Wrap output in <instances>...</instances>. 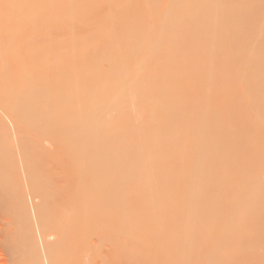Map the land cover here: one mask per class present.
Returning a JSON list of instances; mask_svg holds the SVG:
<instances>
[{"label": "rangeland", "instance_id": "obj_1", "mask_svg": "<svg viewBox=\"0 0 264 264\" xmlns=\"http://www.w3.org/2000/svg\"><path fill=\"white\" fill-rule=\"evenodd\" d=\"M4 2V3H2V2ZM7 1H9V3H10V6H9V3L7 2ZM13 1V3H11ZM18 1H19V3L21 4H19L18 3ZM21 1H22V3H21ZM29 0H0V16L2 17V15H4V18H5V21L8 19V21H10L12 18H14V16H16V13H18L19 15H17L16 16V18L18 19H15V20H11V23H13V22H16L17 21V23H13V24H15V25H17L18 23V26L19 25H21V26H24L25 25V23H24V21H25V17H26V15H25V17L24 16H21L20 14H23V11H24V14H27V17L30 15V14H28V12H29V9L30 8H32V6L31 7H29V5H28V7H27V4H29V2H28ZM143 3H142V2ZM158 1V0H157ZM161 0H159V2H160ZM166 1L167 0H163V4L161 3V5H162V9L163 8H165L166 6H164L165 4L164 3H166ZM170 1V0H169ZM175 1V0H174ZM185 1H187V0H185ZM189 1V0H188ZM197 1V0H196ZM201 0H198V2H196V3H194L195 2V0H194V2H193V0H191V2H193L192 4H191V2H190V4H191V6H193L194 7V9L193 10H195L196 12H190V14L191 13H193L191 16H193V15H195L196 13H198L197 12V10L198 9H200V11H199V15L197 14V17L199 18L200 17V19H202V16L204 17V14H202V12L204 11V10H206L207 8H205L206 7V4H205V7H203V5H202V9L203 8H205L202 12H201V6L197 9L196 7L198 6V5H196L197 3L198 4H203L202 2H200ZM208 1V0H207ZM210 1V0H209ZM212 1V0H211ZM216 1V0H215ZM249 1L251 2V3H249ZM7 2V3H6ZM16 2V3H15ZM24 2V3H23ZM134 2H135V4H136V2H140L139 4H137V7L138 6H140V7H138V9L140 10V8H142L141 10L142 11H145L144 13H145V16H147V18H151V19H149V22H153V20H160V18L159 17H162V16H159L158 17V15H157V17L159 18H157V19H154V18H156V17H154V16H151V13L153 14L154 12H151V11H149V8L147 9L143 4H144V1L143 0H137V1H135L134 0ZM181 2H184V1H182L181 0ZM200 2V3H199ZM205 2H206V0H205ZM246 2H248V3H246ZM2 3V4H1ZM19 4L20 6H22V5H24L25 7H26V9H25V7L23 6L22 8H20V6H16L15 4ZM142 3V4H141ZM157 3V2H156ZM175 3H178V1L176 0L175 1ZM184 3H186V2H184ZM183 3V4H184ZM207 3V2H206ZM214 3V2H213ZM236 4V3H238V5L236 6V5H234V4ZM8 4V5H7ZM12 4V5H11ZM114 4V3H113ZM155 4V3H154ZM169 4V3H168ZM171 4V3H170ZM173 4H174V2H173ZM172 4V5H173ZM180 4V3H179ZM182 4V3H181ZM187 4H189V3H187ZM216 4V3H215ZM231 4H233L234 6H236V7H241V8H243L242 10H241V8H240V10L239 11H242V12H240V13H234V11H232L234 14H232L231 16H233V18H234V20H233V18L232 17H228V15L226 14V16H224L226 19H227V21H226V23L228 22V19H230L229 20V22L226 24V23H224V19H222L223 17H221L220 18V20L222 19V23H223V25L225 24V26H223L222 24H220L219 22V24L220 25H222V26H220V25H218L216 22V24L218 25L217 26V29L216 28H213V27H211L210 26V28H212L211 29V35L209 34V32H210V28H209V31H208V37H206L207 39H208V41H206L207 42V44H208V46L209 45H211L209 48L211 49V48H216V44L215 43H217L219 46H217V47H220V48H223L222 50L219 48V50H217L219 53H221L220 55L222 56H220L218 53H217V51L216 50H214L216 53L215 54H217V56H219L218 58H217V60H212L213 58H214V53L211 55L210 54V56L208 57V59L210 58V57H212V59L210 60V62H208L206 59H205V56L206 55H204V57H202L201 55V57L200 56H195V58L197 57H199V58H201L200 60H198L197 58H196V61L198 60L199 61V64H200V66H199V64H198V62L196 63V61H195V59H193L194 57H192L191 58V65H193V64H195L196 63V65H195V67H197L198 69L199 68H201V70L200 71H202V69L204 70V68L206 67V73H204L205 75L207 74V72L210 74V72H211V74L214 76L215 74H221L220 76H218V75H216V79H218L217 80V82H215L214 81V77H211L209 74H207V75H209L210 76V78L212 79V84L213 83H216V85H217V83L219 84L217 87H216V85H212L211 84V82L208 84V82H207V80H209L210 78H208V77H204L205 75L203 74V77L205 78H203V77H200L199 78V80L198 81H196V83L195 84H197V83H200L201 84V82H199L200 80L202 81L203 79L204 80H206V82H207V84L209 85V87L208 86H206V87H208V89H209V93H211L212 92V88H213V86H215L218 90H215V89H213V93H211V96L208 94L207 95V93L205 92V90H204V92H203V95L201 94V93H199V92H201V91H199L198 92V94H197V96H196V100H203L202 98H204V100L206 101V100H208L206 103H205V101L203 100V102L202 103H205V105L202 107V105L201 104H199L198 106H196V104H198V101H196L195 100V97L193 98V100L194 101H196L195 103H194V101L193 100H191L190 98H192V96H190V98H189V100H191V102H193L195 105L193 106L192 104L193 103H189V106H190V104L193 106V107H196V109L194 110L193 109V107H192V109H193V111L195 112L196 110V112L197 113H199V111L200 112H203L202 111V109H204L206 112H205V118L204 117H202L203 119H201L200 118V116L199 117H197L196 116V118L197 119H195V117L192 115V111H190V112H188L189 114H185V112H184V107H182V106H180V107H182V112L180 113V112H176V111H178V109H181V108H178V107H176V105H175V107L176 108H178V109H176L175 107H174V105L173 104H171V107L170 106H168L167 105V107H165L166 106V104H164V102H162V100H161V96L163 95L162 94V92H160L161 90L160 89H157V88H159V87H157V88H155V89H153L152 91H154V92H152L151 90V93L153 94V100H155L156 99V101H152L151 102V100L152 99H150L149 97V94H150V92H148V98H147V100L145 101V104H144V106H141L140 105V108L141 107H143V112H145V118H143V121L142 120H140V118L139 119H136L139 115V113H138V110H139V105H138V103L137 102H135V101H132V98L130 97L131 96V94H129L130 93V91H128V89H118V88H116V87H113L112 85H113V82H112V85H111V82H110V84H109V81L111 80V79H109V77H108V70L110 69L109 68V66L111 67V65H105V66H107V67H105V66H103V68L105 67V69H103V68H101V67H99V69L102 71V72H100V70H98V72L96 71V68L98 69V67H96L95 68V66H93V65H91L93 62L92 61H90L89 59H92V57L93 58H95L94 56H95V54H93V52L95 51V47L96 46H98V45H101V44H98V43H102V42H96V39L98 38L96 35H95V33H94V37L96 36V38H94V37H92V34H91V25L89 24V23H85V22H80V23H73V25H67V24H61V25H59V30H73V31H81V32H85L84 33V35H81V38H82V36L85 38V36L86 35H90V36H88L87 38H85L86 39V41H88V43L84 40V38L83 39H80V37H78V41H77V38L75 39V41H76V44H75V41H73L72 43L71 42H69L68 43V41L69 40H71L72 38H68L69 40H64L63 41V39H65V38H63L62 39V37H64V35H62L61 36V39H59V40H57V38L55 39V38H53L52 40H53V42H55L54 40H56V42H60L61 44H58V43H53L52 42V40H50L49 39V47L47 48V49H49V53L48 54H50V58H49V60H46V61H43V60H45V59H43V58H45V57H43V58H41V60H42V63L45 65V63H47V64H49L48 66H49V75H43V77L44 76H49V81H47V80H45V81H47V82H49V84L48 83H44V84H42V85H45V88L47 87V88H49L48 89V91H47V89H45L44 90V93H46L47 92V94H49V95H51V96H49V95H46V96H49L48 98H49V104H48V101H47V99L45 100V96L43 97V98H39L36 102L35 101H33L32 103H31V105H30V107H29V109L27 108L25 111H22V112H20L19 111V115H18V113L17 114H14V113H16V112H12L11 110H12V104L13 105H16L17 103H19V101H17V99L19 100V96H18V88H17V90H16V92L15 91H13L12 93H11V91H10V86L12 87V85H10L11 83V81H14V80H16L15 78H17V76H18V74H19V71H21V73L25 76V75H28L27 73H28V71L27 70H29V71H31L32 73H33V71L31 70V66H30V69L27 67V69H20L22 66H24V63L22 64L21 63V67L20 68H17L18 66L17 65H19L20 64V59L18 60V63L19 64H17L16 65V58H15V60L14 61H12V59H14L13 58V56H16V54L15 55H13L14 54V52H13V50H15V49H13V48H15V46H17L16 48H17V50H15V51H17L16 53L18 54V47L20 46L19 44L18 45H15L16 43H20L18 40L20 39V37L19 36H21L20 34L18 35V37L19 38H16L17 36H13V34H10V32L11 33H13L14 31H10L9 32V30L11 29V28H16L15 29V31L16 30H18V28L20 27H18V26H15L14 27V25L12 24V26L10 27V25H8V28L10 27V29H8V31H6V32H9V33H7L8 34V37H7V34H5L4 36H3V34H2V36H3V38H1L3 41H4V43H5V41H7L6 42V44L4 45V44H1L0 43V46L3 48V51H4V49L6 50V51H8V52H4L5 54L4 55H2V53H3V51H1V49H0V52H1V54H0V62L2 61H5L4 62V64L2 65V68H4V69H2V73H1V75H0V81H2L1 83H2V86H3V91L0 93V264H52V261L50 262V260H51V258L49 257L50 256V253H49V245H48V243H47V239H50V240H53L54 238H55V236H54V234H51L50 236H48V238L46 237V234H44V228H43V225H42V223H41V220H40V211H39V205H40V202H41V200L42 199H45L46 198V196L45 195H38V194H36L35 192H33L34 191V184H38V185H44V186H47V187H49L50 189L49 190H51V189H58V188H60L61 187V182H59V181H57V180H60L58 177L59 176H57L58 175V171H56V169L54 168V165H55V167H58V169L60 168V166H61V164L59 165V163H55V161L53 160V159H51L53 156H51V153L52 154H54V155H56L55 153H57V146H58V153L60 152V149H61V151H64L63 149L64 148H68V147H60V144L58 145L55 141L56 140H54V138H53V135L56 133V132H60L59 134L60 135H64V134H66V132L67 133H70L73 129H75L76 127H77V121H75V123H73L74 121L73 120H75V119H73V120H71V118H73L72 116H71V113L68 115H66V113L67 112H71V111H74L75 112V114H76V112L78 113V114H83V115H86V113H85V106H86V103H84V101L85 102H87L86 101V98H85V96H83V95H86L87 93H82L83 95L81 96L80 95V93L82 92H80L79 93V97H77L76 96V98H75V100H74V97L75 96H73V98L71 97V98H68L67 96H65L63 93V95L61 94V92H60V90H58L59 92H60V94H58L57 92L56 93H54V91L53 90H55V91H57V89H59V87L58 86H56L55 88H57V89H53L52 90V83L53 82H55V85H56V77H57V74L59 75V76H62V74H63V76H64V78H65V75L67 74V72H68V69L70 68V69H72V71H69V72H72L71 74H75V75H73L74 77H76V78H78L77 80L79 81L80 79H85L86 80V82H85V80H84V82H83V80H82V84H88L89 82H91L92 80V84H93V86H95L96 84H104V85H107L108 86V88H109V86H110V91H112L111 93V95H110V91L108 90V88L106 89V87L104 86V88H105V91H103L104 89H102L101 88V86H100V89L98 88L97 90H95V92L94 93H90L89 92V94L91 95L90 96V98L88 97L89 96V94H88V96L86 95V97H87V100H88V98H89V102H90V100H95L96 101V99H97V104L98 105H95L96 106V108H97V110L99 111V113H101L99 116H101L100 118H99V116L97 115V117L99 118V120H102V122L104 121V124H105V120H106V122H108L107 123V125L106 126H108V124H111L110 125V127H111V130H113V128H115V127H117V128H119L120 130L119 131H121V133H122V131L124 132V130H125V127L123 128V124H122V130H121V123H123V121H125V119L127 118V119H129L131 122H132V120H133V123L136 125V126H134V129H137V131L138 130H140L139 132H142V133H144L142 130H143V127H140L139 128V126L141 125V126H145V125H149V126H146V127H148L150 130H152V129H154V131L152 130L151 132L153 133V132H155V134H157V132H160V131H162V126L163 125H165V127H166V129L167 128H171V126L174 124H172V120L173 121H175V119H173L174 117L176 118V116H177V113L181 116V118H179V119H183V122L184 121H187L186 122V124L185 125H187V123H189L188 121H190V120H192V118L193 119H195L194 121H193V123L194 124H191L192 126H195V122H196V126L194 127V128H196L197 126L199 127V126H201L202 124H204V125H206V127H205V129L206 130H208V131H210L211 132V134L210 135H212L213 137L215 136V139L216 140H218V144H220L218 147V150L219 151H217L218 152V154H215V155H217L218 156V159L216 158V162H217V164L215 165V166H212L211 167V165L209 166H204L203 167V172L201 173V172H199L200 173V176L202 177L201 178V180H203V181H201V182H198L197 180V183L196 184H194L196 187H193L194 185H192L191 186V188L192 189H194L195 191L193 192V190H191L190 189V187L188 186V185H186V187L185 188H187L186 189V191L187 190H189L188 192H189V198H191L192 200H196L195 202L194 201H192L191 203L189 202V204H188V202H186L187 201V199L185 200V198L187 197L188 198V196H186V193H185V188H183L185 185H183V184H179L178 185V188H180V192L182 193L183 192V190H184V193H182L183 195H184V200H182V197H181V201H180V203L182 202L184 205H182V203H181V205H179V215H180V213H181V215L180 216H178V219H177V221H176V223H175V226H176V228L179 230H176V228H175V226L171 229L172 231L170 232V229H169V233H168V231H165V230H163L162 228H163V224L162 223H159V224H161V225H159L158 224V222L157 221H159L160 222V220H161V222L162 221H166L167 220V224H168V220L170 219V218H166L165 217V219H159V220H152V218H151V216L149 217V216H147L148 215V213L147 212H143V211H145L146 209H147V205H148V203L147 202H145V201H148V202H151V203H153V202H155V198L153 197L154 195L153 194H157L155 191H154V189L153 188H149V187H147V186H145V187H147V188H145L144 187V191H145V197L148 199H145L144 198V200H142L143 199V197H141V198H139L140 200H141V203H140V201H138V202H134V204H136V206L134 205V204H131V207L129 208V206L128 207H125L124 209L122 208V207H115L114 209V211L112 210V213L113 212H117V213H115V214H117L116 215V217L117 216H119V214H121L122 212H124L123 210H127V211H129V209L131 210V212H132V214H131V212L129 211V213L131 214H128V215H130L127 219L125 218L126 216H128V215H122V217H124V219H125V223H127L128 225H130V227H131V225L134 227H131V229H130V227L128 226V229H127V227H125L124 228V231L123 230H120V229H118L120 226L122 227V225H124V219L121 217V216H119V218L117 217V218H115V214L113 213V215H114V221L115 222H117V224L119 225L120 223L122 224H120L119 226L117 225V227H116V229L114 230V236H112V239L115 237V241H117L118 242V240L120 239V242H121V245H123V246H121V248L119 247V249H118V251H119V257L121 258V255H122V253H123V260L125 261V264H132L133 262V264H264V155H263V153H264V89H262V88H264V0H223V1H221V2H218L217 1V4L216 5H218L219 6V8L221 7V8H225V7H227V5H229L228 7H231ZM109 5V4H108ZM143 5V6H142ZM156 5L157 4H155V8L157 9L155 12H158V10L160 11V7H159V5H158V8L156 7ZM160 5V6H161ZM210 5H212V4H210ZM214 5V4H213ZM212 5V6H213ZM242 5V6H241ZM135 6V5H134ZM142 6V7H141ZM153 6V5H152ZM151 6V8H153ZM178 6V5H177ZM176 6V7H177ZM180 6H182V5H180ZM180 6H178V7H180ZM184 6L186 7L187 5H185L184 4ZM11 7V8H10ZM15 7V8H14ZM19 7V8H18ZM108 8H109V6H107ZM110 7H113V5H111ZM136 7V6H135ZM146 8V10H144L145 8ZM167 7H168V5H167ZM174 7H175V5H174ZM177 7V8H178ZM187 7H189V6H187ZM186 7V8H187ZM207 7H209V5L207 4ZM216 7V6H215ZM235 7V8H236ZM8 8V9H7ZM13 8L15 9V10H13ZM35 8V7H34ZM154 8V9H155ZM170 8H173V7H170ZM181 8V7H180ZM180 8H178V9H180ZM185 8V9H186ZM209 8H211V7H209ZM218 8V7H217ZM248 9V11H246V12H243V10L244 9ZM33 9V8H32ZM109 9H111V8H109ZM169 9V8H168ZM182 9H183V7H182ZM181 9V10H182ZM188 9V8H187ZM186 9V10H187ZM190 9H191V7H190ZM197 9V10H196ZM222 9V10H223ZM227 9V12H228V8H226ZM230 10H233V6H232V8H229ZM245 9V10H246ZM1 10H3V11H1ZM16 10H20L19 12H17ZM23 10V11H22ZM27 12H26V11ZM35 10H36V8H35ZM35 10H33V11H35ZM114 11H115V9H113ZM112 10V11H113ZM170 11H171V9H169ZM174 10H175V8H174ZM177 10V9H176ZM175 10V11H176ZM184 10V9H183ZM182 10V11H183ZM189 10V9H188ZM210 9H208V11H209ZM218 10V9H217ZM221 9H220V11H222ZM225 10V9H224ZM230 10H229V12H228V14H229V16H230V14H231V12H230ZM244 10V11H245ZM10 11H14V13L13 12H11L10 13ZM112 12V13H115V12ZM142 11H140L141 12V15H143L144 13L142 12ZM162 11V10H161ZM161 11L160 12H158V14L160 15L161 14ZM175 11H173V9H172V11L171 12H168L167 13V15H169V14H172V13H174ZM181 11V12H182ZM189 11H192V9L191 10H189ZM208 11H207V15H208V17H207V15L205 14V16L207 17L206 19H210L212 16V19H215L216 20V18H214V13L212 14L211 13V17L209 16V13H208ZM218 12V14L220 13L221 14V12ZM236 11H237V9H236ZM239 11H237V12H239ZM250 11V12H249ZM2 12H4L3 14H2ZM21 12V13H20ZM105 12H107V9H105ZM147 12H148V15H149V17H148V15H147ZM151 12V13H150ZM163 12V11H162ZM188 12V11H187ZM200 12H201V14H200ZM205 13H206V11H204ZM211 12V11H210ZM130 14L132 13V12H129ZM143 13V14H142ZM176 14L178 13H180V11L178 12V11H176L175 12ZM189 13V12H188ZM217 13V12H216ZM226 12H224V14H225ZM244 13V14H243ZM245 13H247V14H245ZM249 13V14H248ZM10 14V15H9ZM12 14H13V16H12ZM23 14V15H24ZM163 14V13H162ZM161 14V15H162ZM175 14V15H176ZM185 14H186V12H185ZM190 14H188V15H190ZM222 14H223V11H222ZM236 14H237V16H236ZM252 14H254V15H252ZM258 14V15H257ZM6 15L7 16H10V19L7 17V19H6ZM154 15H155V13H154ZM174 14H172V16H173ZM174 15V16H175ZM201 15V16H200ZM240 15H242V16H240ZM253 17H252V16ZM12 16V17H11ZM21 16V17H20ZM177 16H180V14L179 15H177ZM183 16V15H182ZM186 16V15H185ZM196 16V15H195ZM218 17H219V15H217ZM216 16V17H217ZM221 16H223V15H221ZM244 16V17H243ZM258 16V17H257ZM0 17V18H1ZM24 17V18H23ZM144 17V16H143ZM143 17H141L142 19H143ZM152 17H154L153 18V20H152ZM171 17V16H170ZM228 17V18H227ZM246 17V18H245ZM252 18V20L250 19V18ZM20 18H22V20L20 19ZM175 18H179V17H175ZM239 18V19H238ZM20 19V20H19ZM144 19H146V18H144ZM197 19V18H196ZM200 19H197L198 21L200 20ZM205 19V17L203 18V20L205 21L206 20ZM209 19L207 20V22H209L210 23V21H212V19L209 21ZM1 20L2 21H4V19H3V17L1 18ZM0 20V21H1ZM42 20H44V19H42ZM148 20V19H147ZM180 20V19H179ZM182 20H184V19H182ZM218 20V19H217ZM216 20V21H217ZM2 21L0 22V24H2ZM8 21H6V22H8ZM19 21V22H18ZM22 21V22H21ZM144 21V20H143ZM214 21V20H213ZM212 21V22H213ZM23 23V25L21 24V23ZM120 21H118L117 23H119ZM146 22H148V21H145V23ZM155 23H156V21H154ZM5 22H3V24H4ZM10 22H8V23H6V24H9ZM41 23H43V21L41 22ZM117 23H115L114 22V25L111 23L110 25H109V27L111 26V27H117V26H119V25H117ZM215 23L212 25V26H214V27H216L215 26ZM6 24H4L3 26H5ZM44 24V23H43ZM43 24H41L42 26H43ZM80 24V25H79ZM82 24H84V25H82ZM100 24H102V26H103V28H104V23L102 22V23H99V26H100ZM150 24V23H149ZM257 24V25H256ZM27 25V24H26ZM45 25V24H44ZM65 25V26H64ZM89 25V27H87ZM116 25V26H115ZM121 25H123L122 23H121ZM120 25V26H121ZM126 25V24H125ZM3 26H1V28L3 27ZM41 26V27H42ZM74 26V27H73ZM98 26V25H97ZM97 26H95L96 28H97ZM98 26V27H99ZM120 26L119 27H117L116 29H117V31H119V30H121L122 29V31H123V28H125V27H123V26H121V29H119L120 28ZM127 26V25H126ZM228 26V27H227ZM233 28V30H232V28ZM258 26V27H257ZM5 27H7V26H5ZM107 29L109 28L108 26H105ZM110 27V28H111ZM113 27V28H114ZM220 27V30H218V28ZM229 27H230V29H229ZM234 27H235V29H234ZM240 29V30H238V28ZM0 28V29H1ZM4 28V27H3ZM61 28V29H60ZM224 29V30H222V29ZM226 28L227 29H229L228 31L226 30ZM6 28H4L3 30H5ZM21 29L23 30V29H26V28H23V27H20V30H18V31H20L21 32ZM115 29V28H114ZM119 29V30H118ZM127 29V28H126ZM214 29H215V31H214ZM55 31L57 30L56 28L54 29ZM59 30H57L58 32H61V31H59ZM83 30V31H82ZM95 30V29H94ZM94 30H93V32H94ZM111 30H112V28H111ZM1 32H2V30H0ZM18 31L17 32H15L16 34L18 33ZM49 31V30H48ZM147 31V30H146ZM150 31H151V29H150ZM149 31V32H150ZM223 31V32H222ZM231 31H234V32H231ZM236 31V32H235ZM57 32V33H58ZM121 32V31H120ZM119 32V33H120ZM124 32V31H123ZM214 32V33H213ZM222 32V33H221ZM253 32H254V34H253ZM14 33V35H16ZM86 33H89V34H86ZM141 32H139V33H137L138 34V36H137V34L136 35H132V33H131V35H132V37L131 38H133V36H134V38H138L139 37V34H140ZM223 33H227L226 35L227 36H225ZM235 33V34H234ZM53 34H54V32H53ZM86 34V35H85ZM122 34V33H121ZM129 38H130V31H129ZM142 34V33H141ZM215 34L217 35V36H215ZM221 34V36L222 35H224L225 36V39H226V37H227V39L225 40L223 37H221L220 38V35ZM229 34V35H228ZM232 34V35H231ZM1 35V34H0ZM240 35V36H239ZM118 36V35H117ZM150 36V35H149ZM233 36V37H232ZM237 36H239L238 38H237ZM5 37V38H4ZM9 39H7V38ZM12 37H15L16 38V40L18 41H15V38H12ZM91 37V38H90ZM140 37H142V36H140ZM139 37V39H141ZM11 38L12 39H14V40H11ZM66 38H67V36H66ZM122 37H120V38H118V39H121ZM133 38V39H134ZM149 38V37H148ZM197 38V37H196ZM218 38V39H217ZM220 38V39H219ZM5 39V40H4ZM99 39H101V38H99ZM105 39H108V37L106 36V38ZM105 39H102V41H103V43H102V45H101V50H103L102 51V53L104 52V50L106 49V46H107V43L108 42H110V43H113V42H111L112 40H110L109 39V41L108 42H106V45L104 44V42L106 41ZM218 40L219 42H214V40ZM1 40V41H2ZM81 42H83V43H80V41ZM105 40V41H104ZM116 40V42H119L118 44L116 43H113L114 45H118V46H120V45H122V44H120V41L118 40L117 41V39H115ZM114 40V41H115ZM136 40V39H135ZM142 40H145L144 39V37H142ZM198 40V39H197ZM201 41H202V39H200ZM242 40V41H241ZM0 41V42H1ZM2 41V42H3ZM15 41V43H13V42ZM72 41V40H71ZM97 41H101V40H97ZM133 41V40H132ZM132 41L130 42V46H131V48H132V46H135L133 43H132ZM201 41H200V44H203V43H205V42H203V43H201ZM238 41V42H237ZM36 42V41H35ZM35 42H33V44H35ZM39 41H37L36 42V44L37 45H39V43H38ZM93 42V43H92ZM96 42V43H95ZM121 42L123 43V41H122V39H121ZM231 42V43H230ZM234 42V43H233ZM11 43V44H10ZM69 45H68V44ZM110 43H108V45L110 44ZM132 43V44H131ZM211 43H213V44H211ZM241 43V44H240ZM10 44V45H9ZM35 44V45H36ZM53 44L54 45H56V44H58V45H60V47H61V45H62V49H59V46L57 47L58 49H59V51L58 52H60V50H62L61 51V57L60 56H53V54H55L57 51H56V47H55V51L54 52H52L51 50H50V48H52L53 47ZM72 46H71V45ZM87 44V45H86ZM96 44H98V45H96ZM215 44V47H213L212 45H214ZM227 44H229V45H227ZM12 45H15L14 47L12 46ZM34 45V46H35ZM74 45H75V47H74ZM77 45V46H76ZM85 45V48L87 47V49H85V48H83V46ZM103 45H105V46H103ZM113 45V46H114ZM199 45V44H198ZM233 45V46H232ZM6 46V48L9 46V48L8 49H6V48H4V47ZM57 46V45H56ZM103 46V47H102ZM110 47H111V45H109ZM109 46L107 47V48H109ZM112 46V47H113ZM207 46V45H206ZM239 46H240V49L241 48H244L243 50L241 49H239ZM246 46V47H245ZM10 47H13V48H11V50H10ZM37 47V46H36ZM53 47V48H54ZM74 47V48H73ZM89 47H91V48H89ZM123 47V46H122ZM128 48H129V52H131V51H134V50H131L130 49V47L129 46H127ZM231 47V48H230ZM233 47V48H232ZM20 48V47H19ZM71 51L72 50V53H73V49H74V54H71V56H69V57H67V55H70V54H66L68 51V49ZM80 48V49H79ZM100 47L98 46V49H99ZM103 48V49H102ZM121 48V47H120ZM120 48L118 47L117 49H119L120 50ZM134 49H135V47H133ZM132 48V49H133ZM116 49V50H117ZM218 49V48H217ZM228 51H227V50ZM20 50V49H19ZM77 52H76V51ZM82 50H84L82 53H81V51ZM108 50V49H107ZM123 50V49H122ZM131 50V51H130ZM211 50H213V49H211ZM240 52H239V51ZM69 51V52H70ZM225 51H227V52H225ZM13 52V53H12ZM62 52H63V54H65L66 56H64L63 54H62ZM68 52V53H69ZM86 52V53H85ZM98 51L96 50V53H97ZM100 52V51H99ZM107 52L108 51H105L104 53H103V55L104 56H107L106 54H107ZM110 53H111V51H109ZM212 52V51H211ZM51 53H53L52 55H51ZM71 53V52H70ZM84 53H85V55H84ZM95 53V52H94ZM109 53V54H110ZM132 53V52H131ZM134 53V52H133ZM226 53V54H225ZM10 54V55H9ZM12 54V55H11ZM57 54V53H56ZM100 54H101V52H100ZM144 54H145V52H144ZM143 54V55H144ZM1 55H2V57H1ZM81 55V56H80ZM85 57H84V56ZM11 56H12V58H11ZM64 56V57H63ZM90 57V58H88V57ZM97 56V55H96ZM100 56V55H99ZM103 56V57H104ZM144 56H146V54L144 55ZM216 56V55H215ZM216 56V57H217ZM8 59H7V58ZM17 57V56H16ZM21 57V56H20ZM52 57V58H51ZM71 57V58H70ZM80 57H81V59H80ZM88 58V59H85V58ZM143 57V56H142ZM147 57H149V55L147 56ZM9 58H11L10 60H9ZM18 58V57H17ZM30 58V57H29ZM54 58V59H53ZM122 59H123V57H121ZM128 58V59H127ZM127 58H125V60L127 59V60H129V59H131V57H127ZM204 58V60L206 61H204V62H202L201 63V61H202V59ZM33 58H31L30 59V63H31V61H33L32 60ZM79 59V60H78ZM84 59V60H83ZM143 59H144V57H143ZM192 59H193V61H192ZM35 60H38V61H40V59L38 58L37 59V57H35V59H34V61L33 62H35ZM86 60H89L90 62H91V64L89 65V63H88V68L86 69L85 68V70H84V68L81 66V63H83V65H85V62H86ZM142 60V59H141ZM140 60V61H141ZM152 60H154L155 62H156V64H161V61H160V59L159 58H147L146 59V57H145V59L143 60V61H141V65H142V63H143V65L144 64H150L151 63V61ZM25 61H28L29 62V59L28 60H26L25 59ZM24 61V62H25ZM37 61V62H38ZM49 61V62H48ZM77 61V62H76ZM84 61V62H83ZM94 61V60H93ZM139 61V62H140ZM195 61V62H194ZM213 61V62H212ZM12 62H14L15 63V65L14 66H16V67H14L13 65H12ZM108 62V61H107ZM194 62V63H193ZM9 63V64H8ZM26 64H25V68H26V66H27V62H25ZM38 63H41V62H38ZM41 63V64H42ZM189 63V62H188ZM33 64H35V63H31V64H29V65H32L33 66ZM46 64V65H47ZM203 64V65H202ZM209 64H211V65H209ZM5 65V66H4ZM7 65H9V66H7ZM87 65V64H86ZM202 65V66H201ZM206 65V66H205ZM208 65L210 66V67H208ZM37 66H40V64L39 65H37ZM43 66V65H42ZM89 66H90V68H89ZM91 66H92V69H94V71L91 69ZM114 66V65H113ZM126 66V63L125 62H123L122 60H121V65H120V68H121V70H123L124 69V67ZM138 70H141V69H143V68H139V63H138ZM203 66H205V67H203ZM169 67V66H168ZM191 67H193V66H191ZM203 67V68H202ZM15 68H17L18 70H14ZM23 68V67H22ZM37 68H39V67H35V69H37ZM81 68V69H80ZM106 68H108V69H106ZM114 68H116V67H114ZM194 68V67H193ZM192 68V70H194ZM34 69V68H33ZM42 69L44 70L45 69V67L43 66L42 67ZM47 69V68H46ZM92 70V72H90V70ZM103 69V70H102ZM111 69H113V68H111ZM155 69H156V67H155ZM186 69V68H185ZM184 68H183V71H186ZM189 70H190V74H191V69L190 68H188ZM187 69V70H188ZM43 70H41L40 69V71H42L43 72ZM48 70V69H47ZM67 70V71H66ZM84 70V71H83ZM196 71H197V73H199V70H197V69H195ZM207 70H210V72L209 71H207ZM218 71L217 73H215V74H213L214 72L213 71ZM31 72H29L30 74H32ZM34 72H35V70H34ZM38 73V71H37V73L38 74H36V75H38V77H39V75L41 74H43V73ZM66 72V73H65ZM154 72H156V70L154 71V69H153V73ZM36 73V72H35ZM46 73V72H45ZM65 73V74H64ZM82 73H84V74H82ZM86 73V74H85ZM137 74L136 75H139V72L137 71L136 72ZM152 72H146V74L144 75V78L145 79H152V78H154V77H156V78H158V75H153V73L151 74ZM186 74H184V72H182V74L183 75H186V78H188L187 76H189L190 77V75H188L189 73L188 72H185ZM188 73V74H187ZM201 73H200V75H201ZM71 74H68V78L70 77V75ZM87 74L89 75V76H87ZM128 74H130V72L129 71H127L126 73L125 72H120V71H118L117 72V75H124L125 77H133V75H135V73H133V75H132V72H131V74H130V76L128 75ZM181 74V73H180ZM51 75H53V77H51ZM135 75V76H136ZM140 75H141V73H140ZM142 75H143V73H142ZM193 75H194V78H193ZM193 75L191 76L192 78H193V81H194V79H195V75L196 74H194V71H193ZM199 75V76H200ZM206 75V76H207ZM54 76H56L55 78H54ZM62 76V77H63ZM85 76V77H84ZM110 77H111V75H109ZM199 76H197V77H199ZM221 76H222V78H221ZM26 77V76H25ZM37 76H36V78H38ZM41 78L40 79H44L42 76H40ZM61 77V78H62ZM73 77V79L75 80L76 78H74ZM138 77V76H137ZM174 76L173 75H171V76H164V75H161L160 76V78H161V81H166L168 78H173ZM191 77L189 78V81H192V79H191ZM217 77H219V78H217ZM64 78H63V80H64ZM66 78H67V76H66ZM65 78V79H66ZM91 78V79H90ZM203 78V79H202ZM207 78V79H206ZM224 78V79H223ZM46 79V78H45ZM55 79V81H51V80H54ZM197 79V78H196ZM210 79V80H211ZM221 79H223V80H221ZM58 80V79H57ZM69 80H71L72 81V79H69ZM188 80V79H187ZM235 80V82H233ZM59 81V80H58ZM61 81V80H60ZM81 81V80H80ZM89 81V82H88ZM214 81V82H213ZM50 82H51V84H50ZM63 82V81H62ZM62 82H61V84H59L58 83V85L60 86V85H62L63 86V84H62ZM65 82V81H64ZM70 82V81H69ZM73 82H75V81H73ZM97 82V83H96ZM195 82V81H194ZM205 81H203L202 83H204ZM193 83V82H192ZM191 83V86L193 85ZM10 86H9V85ZM66 84V83H65ZM69 84V83H68ZM73 84V83H72ZM92 84L90 83L89 85H91L92 86ZM195 84H194V86H192L193 88H194V90L197 88L198 89V86H200L199 84L197 85V87L195 88ZM204 84H206V83H204ZM206 84V85H207ZM211 84V85H210ZM46 85H51V86H46ZM54 85V84H53ZM67 85V84H66ZM70 85H71V82H70ZM225 85V86H224ZM245 85V86H244ZM97 86V85H96ZM202 86L203 85H201V88H202ZM205 86V85H204ZM222 86V87H221ZM232 86V87H231ZM9 87V88H8ZM67 87V86H66ZM103 87V86H102ZM192 87H190V88H192ZM228 87V88H227ZM13 88V87H12ZM116 88V89H115ZM189 88V89H190ZM201 88H199V90H201ZM205 87H203L202 88V90L204 89ZM50 89L53 91V92H49L50 91ZM114 89V90H113ZM206 89V88H205ZM222 89V90H221ZM263 91H262V90ZM101 90V91H100ZM160 90V91H159ZM178 90H180V88L178 89ZM193 90V89H192ZM194 90H193V93H194ZM210 90H211V92H210ZM230 90V91H229ZM46 91V92H45ZM103 91V92H102ZM107 91V92H106ZM115 91V92H114ZM120 93H119V92ZM191 91V90H190ZM197 91V90H196ZM208 91V90H207ZM215 91V92H214ZM219 91H222V92H219ZM49 92V93H48ZM158 92V93H157ZM261 92V93H260ZM53 93H54V95H53ZM128 93V94H127ZM159 93H161V94H159ZM185 93V92H184ZM193 93H191V94H193ZM196 93V92H195ZM194 93V94H195ZM216 93V94H215ZM55 94H57V95H55ZM70 94V93H69ZM95 94V95H94ZM102 94V95H101ZM152 94H150V95H152ZM182 95H185V94H183V93H181ZM205 94H206V96H205ZM53 95V96H52ZM66 95H68L67 93H66ZM72 95V94H71ZM75 95V94H74ZM78 95V94H77ZM112 96V95H115L116 96V98L114 99V98H112V100L110 99L111 97L110 96ZM118 95V96H117ZM157 95H159V96H157ZM232 95V96H231ZM5 96V97H4ZM109 96V97H108ZM156 96H157V98H156ZM202 96H205L206 98H207V96H209V97H211L212 98V100H211V98L209 99H205V97H202ZM227 96H228V98H227ZM8 99H7V98ZM83 97L85 98L84 100H83ZM102 97H105V98H102ZM223 97V98H222ZM78 98V99H77ZM102 98V99H101ZM131 98V100H129ZM201 98V99H200ZM230 98V99H229ZM161 101V103H157L159 100ZM213 99H215V102H212V101H214ZM234 99V100H233ZM6 100V101H5ZM105 100V101H104ZM47 101V102H46ZM125 101V102H124ZM128 101H129V103H128ZM159 101V102H160ZM199 101V102H200ZM211 101V103L209 104V102ZM80 102V103H79ZM83 102V103H82ZM146 102H147V104H146ZM200 102V103H201ZM8 103V104H7ZM67 103V104H66ZM133 103V104H132ZM136 103H137V106H136ZM151 103H152V105H151ZM214 103V104H213ZM65 104V105H64ZM73 104H75V106L73 105ZM84 104H85V106H84ZM154 104V105H153ZM187 103H185L184 105H186ZM11 105V106H10ZM48 106L50 109H52L53 111V113H54V110L57 108V107H59L58 109H60V108H62L60 105H63V106H69L68 108V110H71V111H67V107H66V109H65V111L64 112H66L65 114H64V116H62V118L61 119H63V120H57L59 117H57V119H56V116L57 115H59V114H61V113H59V114H56L55 113V115L56 116H53L54 114L53 113H51V117H49V119H48V122H45V124L44 123H42L41 124V120L39 121L38 120V118H36L35 119V117L37 116V115H35L36 113L38 114V113H40V111L42 110V108H45V106ZM114 105V106H113ZM127 105V106H126ZM131 105V106H130ZM157 105V106H156ZM179 105V104H178ZM180 105H183V104H180ZM183 105V106H184ZM201 105V106H200ZM46 106V107H47ZM74 107V108H71V107ZM123 106V107H122ZM188 105L186 106V108L188 107V108H190L191 109V107H189ZM202 107V109H197V107L198 108H200V107ZM7 107H9L10 109H8ZM53 107H56L55 109H53ZM78 107V108H77ZM126 107L128 108V110L126 109ZM132 107H134V108H132ZM173 107H174V109H176V110H174L173 109ZM71 108V109H70ZM150 108H151V110H150ZM170 108H172L174 111H173V114H172V111H170ZM101 109V110H100ZM108 109V110H107ZM138 109V110H137ZM152 109H153V111H152ZM171 109V110H172ZM92 110H94V107H93V109ZM113 110V111H112ZM163 112H162V111ZM8 111V112H7ZM28 111V112H27ZM79 111H82V112H79ZM98 111H97V114H99L98 113ZM105 111V112H104ZM118 111V112H117ZM151 111L153 112V113H151ZM158 111H160V112H158ZM169 111V112H168ZM214 111V112H213ZM261 111V112H260ZM23 112H25V113H23ZM57 112V111H56ZM93 112H96V110L95 111H93ZM113 112V113H112ZM135 112V113H134ZM155 112H157V113H155ZM171 112V113H170ZM175 112V113H174ZM193 112V113H194ZM195 112V113H196ZM21 113V114H20ZM22 113H23V115H22ZM122 113V114H121ZM184 113V114H183ZM13 114V115H12ZM25 114H26V118H25ZM27 114H29L28 116L30 117V119H29V117H27ZM34 115V116H32V115ZM90 114V113H89ZM96 113H91L90 114V116L92 115V118H95V115ZM109 114H111V115H109ZM124 114V115H123ZM131 114V115H130ZM144 114V113H143ZM158 114V115H157ZM174 114H176V115H174ZM182 114V115H181ZM17 117H16V116ZM31 115V116H30ZM73 115V114H72ZM93 115H95L94 117H93ZM106 115V116H105ZM120 115V116H119ZM187 115V116H186ZM194 115H197V114H194ZM200 115H202V114H200ZM210 115V116H209ZM14 116V117H13ZM23 116H24V118H23ZM68 116V117H67ZM113 116V117H112ZM116 118H115V117ZM130 116H131V118H130ZM133 116V117H132ZM158 116V117H157ZM174 116V117H173ZM179 116V117H180ZM203 116V115H202ZM4 117V118H3ZM22 117V118H21ZM32 117V118H31ZM54 117V118H53ZM61 117V116H60ZM65 117V118H64ZM95 118V119H93V123H94V125L92 124V126H93V129H94V131H95V133H97V135L98 136H100V137H104V139L105 140H107V138H109L110 139V137H111V133L112 132H109V130L107 131V130H105V128H103V123L102 124H100V123H98V118ZM107 117V118H106ZM110 117V118H109ZM122 118V119H120V118ZM126 117V118H125ZM173 117V118H172ZM188 117V118H187ZM16 118H19V120L21 121V119H24L25 121H27V119H28V121L25 123V122H20V121H17L16 120ZM34 118V119H33ZM70 118V119H69ZM114 118V119H113ZM123 118H125V119H123ZM65 119H66V121H65ZM68 119V120H67ZM115 119H117L116 121L117 122H115ZM135 119V120H134ZM146 119V120H145ZM189 119V120H188ZM2 120H3V122H2ZM50 120H52V121H50ZM97 120V121H96ZM110 120H111V122H110ZM114 120V121H113ZM140 120V121H139ZM17 121V122H16ZM61 121H64L63 123H61ZM119 121V122H118ZM128 121V120H127ZM126 121V122H127ZM243 122V123H241V122ZM21 123V125L20 124H18V123ZM40 122V123H39ZM44 122V121H43ZM112 122H113V124H112ZM146 124H145V123ZM202 123V124H200V123ZM24 123V124H23ZM65 123V124H64ZM70 123H72V124H70ZM117 123L118 124H120V125H117ZM197 123H199V124H197ZM27 124V125H26ZM38 124V125H37ZM62 124H64V125H61ZM127 125L129 124V123H126ZM125 123H124V126H127ZM131 124V123H130ZM129 124V125H130ZM143 124V125H142ZM145 124V125H144ZM151 124V125H150ZM161 126H160V125ZM171 124V125H170ZM190 124V123H189ZM188 124V125H189ZM237 124V125H236ZM244 124V125H243ZM25 125V126H24ZM36 125H37V127H36ZM40 125V127H38ZM116 125V126H115ZM133 125V124H132ZM190 125V126H191ZM204 125H202L203 127H204ZM240 125V126H239ZM28 126V127H27ZM48 126V127H47ZM65 126V127H64ZM105 126V127H106ZM27 127V128H26ZM47 127V128H46ZM74 127V128H73ZM137 127V128H136ZM160 127V131H158L157 130V128H159ZM210 129H209V128ZM8 128V129H7ZM24 130H23V129ZM70 128H73V129H70ZM106 128H109V127H106ZM117 128H115L116 130H117ZM128 128V127H127ZM130 128V127H129ZM132 128H133V126H132ZM145 128V127H144ZM148 128H146V129H144V131H146ZM200 128V127H199ZM241 128V129H240ZM149 129L147 130V131H149ZM155 129L157 130V132L155 131ZM197 129V128H196ZM204 129V128H203ZM235 129V130H234ZM244 129V130H243ZM242 130V131H241ZM114 131V130H113ZM128 131V130H127ZM238 131V132H237ZM136 132V131H135ZM53 133V134H52ZM64 133V134H63ZM121 133H119L120 135H121ZM147 132H145L144 134H146ZM148 133H150V132H148ZM147 133V134H148ZM261 133V134H260ZM48 134H51V135H48ZM57 134V133H56ZM89 134V133H88ZM124 134V136H126V134H128L127 132H124L123 133ZM138 134H140V133H138ZM144 134H140V135H144ZM154 134V133H153ZM159 134V133H158ZM117 136H120V135H118V134H116ZM161 135V134H160ZM183 135V134H182ZM182 135H181V137H182ZM240 135V136H239ZM49 136H51V137H49ZM113 136L114 135H112V138H113ZM117 136L115 137V140H116V138H117ZM145 136V135H144ZM185 135H183V137H184ZM186 137V136H185ZM33 138V139H32ZM39 138L41 139V141L39 140ZM44 138H46V139H44ZM111 138V139H112ZM258 138V139H257ZM30 139H32V140H30ZM35 139V140H34ZM48 139V140H47ZM49 139H51L50 141H49ZM109 139L107 140V141H109ZM261 139V140H260ZM27 140H28V142H30V143H28L27 142ZM45 140V141H44ZM112 140H114V139H112ZM111 140V141H112ZM114 140V141H115ZM31 141H37L36 143H34V142H31ZM53 141V142H52ZM110 141V142H111ZM120 141V140H119ZM39 142H40V144H39ZM115 142H117V140L115 141ZM26 143H28L27 145H29V144H34V145H29V147H34V150L32 151V152H35L36 154H37V152H36V150H37V148L38 147H44L43 148V150H41L40 148H38V150L37 151H39L38 152V154H40V153H44V152H46V151H49L48 153H49V157H51V158H49V173H43V172H41V171H39L37 168H34V167H32L31 166V161L30 160H26V159H24V158H27V156H28V153L29 152H27V151H25V146L24 145H26ZM45 143V144H44ZM55 143L57 144L56 146H55ZM112 143V142H111ZM119 143V142H118ZM36 144H38L37 146H36ZM113 144H114V142H113ZM231 144H233V145H231ZM26 145V146H27ZM40 145H42V146H40ZM54 147H53V146ZM115 145V147H116V143L114 144ZM118 145V144H117ZM236 145V146H235ZM241 147V149H240V151H238L237 149L239 148V146ZM23 146H24V149H23ZM61 146H63V145H61ZM221 146V147H220ZM237 148H235V147ZM33 147H32V149H33ZM36 147V148H35ZM114 147V148H115ZM118 147H119V145H118ZM118 147H116L115 149L117 150V148ZM232 147L234 148V149H232ZM254 147H257V149L255 148V149H253ZM28 148V147H27ZM48 148V149H47ZM51 148V149H50ZM56 148V149H55ZM60 148V149H59ZM71 148H73V151H75V148L74 147H71ZM69 149H70V147H69ZM147 149V148H146ZM220 149H221V151H220ZM236 149V151L238 152H236V151H234ZM243 149V150H242ZM259 149V150H258ZM40 150L42 151V152H40ZM50 150H51V152H50ZM143 150V149H142ZM148 150V149H147ZM231 150H233V151H231ZM248 150V151H247ZM261 150V151H260ZM30 151V152H31ZM44 151V152H43ZM55 152V153H53V152ZM66 151H68V150H66ZM112 151H113V149H112ZM26 152V153H25ZM31 152V153H32ZM143 152V151H142ZM158 153H159V151H157ZM208 153V152H212V151H200V153H202V154H205V153ZM214 152V151H213ZM243 152V153H242ZM35 153H33V154H31V155H36ZM146 153H153V154H155L156 153V151H154V152H148V151H146V150H144V153H141V155L143 154H146ZM158 153H156L157 155H159ZM161 153H162V151H161ZM216 153V152H215ZM259 153L261 154V155H259ZM27 156H26V155ZM37 154V155H38ZM110 155L112 154V153H109ZM115 154V153H114ZM114 154L113 155H111V156H114ZM148 154H146V155H148ZM244 154V155H243ZM110 155L108 156V159L110 158L111 159V157H110ZM214 155V156H215ZM235 155V156H234ZM26 156V157H25ZM233 156V157H232ZM35 156H33V158H34ZM144 157H146L145 155H144ZM243 157V158H242ZM54 158V157H53ZM231 162V163H230ZM34 163V162H33ZM263 163V164H262ZM35 164H36V159H35ZM112 163L110 162V164H108L107 166L109 167V168H111V166H113V168H114V163H113V165H111ZM228 164V165H227ZM221 165V166H220ZM221 168V169H220ZM55 169V170H54ZM209 169V170H208ZM93 171V170H92ZM89 172V177H88V179L90 178V180H93V181H95V183H97V181L95 180V177H96V174L98 173V171L97 170H94L93 172ZM18 172H19V174H18ZM100 172H102V171H100ZM100 172H99V174H100ZM209 172V173H208ZM94 173V174H93ZM206 173V174H205ZM211 173V174H210ZM229 173V174H228ZM241 173V174H240ZM93 174V175H92ZM103 174V173H102ZM101 175V174H100ZM91 176V177H90ZM104 176V175H103ZM213 176V177H212ZM216 178H215V177ZM223 176V177H222ZM226 176V177H225ZM231 176V177H230ZM92 177H94L93 179H92ZM97 177H99V176H97ZM204 177V178H203ZM208 177H209V179H208ZM246 177V178H245ZM64 178V177H63ZM101 178H102V175H101ZM211 178V179H210ZM223 178V179H222ZM223 181H222V180ZM234 179V180H233ZM206 180V181H205ZM235 182H233V181ZM69 182H70V180H68ZM213 181H214V183H213ZM202 182L204 183V184H202ZM208 182V183H207ZM219 182V183H218ZM220 182H222V183H220ZM246 182H249L248 184L246 183ZM210 183V184H209ZM239 183V184H238ZM202 184V185H201ZM216 184V185H215ZM59 185V186H58ZM129 185V184H128ZM181 185V186H180ZM201 185V186H200ZM218 185V186H217ZM248 185H249V187H248ZM121 186H125V188L127 187L126 185H120V187L118 188L119 190H118V192L120 191V188L122 189V187ZM188 186V187H187ZM214 186H215V188H214ZM58 187V188H57ZM236 187H237V189H236ZM251 187V188H250ZM80 188V187H79ZM78 188V194L81 196V200L84 202H86V196L83 194V193H85V190H84V188H82L81 187V189H83V190H81V189H79ZM125 188H123L122 190H124ZM200 188V189H199ZM222 188V189H221ZM146 189L147 190H149V191H151L152 190V192H154L153 194H150V193H147V191H146ZM209 189V190H208ZM211 190V191H210ZM215 190V191H214ZM134 191V190H133ZM144 191H142V194H144ZM148 191V192H149ZM223 191V192H222ZM226 191V192H225ZM238 191V192H237ZM249 191V192H248ZM76 192V193H77ZM82 192V193H81ZM121 193H122V191H120ZM197 192H198V194H197ZM201 192V193H200ZM207 192V193H206ZM211 192V193H210ZM215 192V193H214ZM247 192V193H246ZM120 193V194H121ZM147 193V194H146ZM194 193L196 194V195H194ZM218 193H220V195H218ZM223 193V194H222ZM65 193H63V195H64ZM141 194V195H142ZM214 194V195H213ZM36 195V196H35ZM37 195H38V197H37ZM149 195H152V199H151V197H149ZM191 195H193V196H191ZM42 196H44V197H42ZM85 196V197H84ZM186 196V197H185ZM217 196V197H216ZM25 197H26V199H25ZM40 197V198H39ZM42 197V198H41ZM211 197V198H210ZM250 197V198H249ZM84 198V199H83ZM188 198V199H189ZM201 201V204H200V202H199V200ZM203 199V200H202ZM50 201H49V203H50V205H53V206H56L57 208H58V206H59V203L58 202H56V200L55 199H49ZM53 200V201H52ZM249 200V201H248ZM40 201V202H39ZM134 201V200H133ZM144 201V202H143ZM189 201V200H188ZM229 201V202H228ZM248 201V202H247ZM250 201L252 202V203H250ZM187 204H186V203ZM199 203V205L197 204V203ZM223 202H225V203H223ZM227 202V203H226ZM244 202V203H243ZM56 203V204H55ZM133 203V202H132ZM139 203V204H138ZM144 203H146V205H144ZM195 203V204H194ZM237 203V204H236ZM246 203V205H244ZM249 203V204H248ZM143 206H142V205ZM193 204V205H192ZM225 204V205H224ZM230 204V205H229ZM232 204V205H231ZM233 204H234V206H233ZM134 206V209H136V210H132V207ZM139 205H141L140 207H138ZM187 205H189L188 207H186ZM195 205V207L196 206H199V207H197L196 209L194 208V207H192V206H194ZM202 205V206H201ZM227 205V206H226ZM250 205V206H249ZM8 206V207H7ZM145 206V207H144ZM235 206H236V208H235ZM239 206V207H238ZM215 207V208H214ZM228 207V208H227ZM232 207V208H231ZM242 207V208H241ZM243 207H245V208H243ZM248 207V208H247ZM118 208H122L121 210H119ZM127 208H129V209H127ZM144 208H146L145 210H143ZM204 208V209H203ZM191 210V211H189V210ZM240 209V210H239ZM243 209V210H242ZM184 210V211H183ZM186 210H188V211H186ZM216 210V211H215ZM221 212H220V211ZM234 210H236L235 212H237V213H235L234 212ZM103 211V210H102ZM181 211H183V213L181 212ZM195 211L197 212V213H195ZM207 211V212H206ZM77 212V214H79L80 212L79 211H76ZM79 212V213H78ZM206 212V213H205ZM217 213V215H216V213ZM240 212H241V214H240ZM35 213V214H34ZM119 213V214H118ZM133 213L136 215L135 217H133L134 215H133ZM227 213V214H226ZM143 214H144V216H143ZM184 214V215H183ZM232 214H233V216H232ZM35 215V216H34ZM38 217H37V216ZM80 215H82V212L80 213ZM112 215V216H113ZM141 215L144 217V220L145 221H143L144 223H143V225L144 226H146L147 224H146V222L148 223V225H147V227H140V226H142V221H141V223H140V217H141ZM183 215V217H181ZM194 217H193V216ZM196 215V216H195ZM221 215H223V216H221ZM237 215V216H236ZM29 216V217H28ZM34 216V217H33ZM112 216H111V218H112ZM217 216V217H216ZM133 217V218H132ZM136 217H138V219H137V221L134 223L133 221H135L136 220ZM143 217H142V219H143ZM179 217H181V218H179ZM192 217V218H191ZM210 217V218H209ZM233 219H232V218ZM31 218V219H30ZM121 218V219H120ZM145 218H147V220L145 219ZM207 218V219H206ZM223 218V219H222ZM116 219H118V220H116ZM123 219V220H122ZM130 219H134V220H130ZM141 219V220H142ZM151 221H150V220ZM182 219V220H181ZM232 219V220H231ZM126 220L128 221H131V222H133V224L132 223H129V221L128 222H126ZM191 220V221H190ZM261 220V221H260ZM122 221H123V223H122ZM149 221V222H148ZM152 221H155V223H154V227H155V230H154V228H152ZM171 221V220H170ZM207 221V222H206ZM212 221V222H211ZM218 221V222H217ZM230 221H234V222H230ZM257 221V222H256ZM157 222V223H156ZM196 222V223H195ZM226 222V223H225ZM136 223H138V225H136ZM139 223H140V225H139ZM178 223V224H177ZM209 223V224H208ZM127 224H125V225H127ZM151 224V225H150ZM158 226L159 225V227H158V230L156 229V225ZM179 224H180V227L178 228V226H179ZM189 224V225H188ZM207 224V225H206ZM229 224H230V227H229ZM233 224V225H232ZM30 225V226H29ZM42 225V226H41ZM186 225V226H185ZM136 226V227H135ZM138 226V227H137ZM161 226V227H160ZM183 226L185 227V228H183ZM192 228H191V227ZM139 227H140V229H139ZM151 227V228H150ZM205 227V228H204ZM233 227V228H232ZM35 230H37L38 232H39V234L38 235H32V233L31 232H33L34 231V229ZM142 228H144L143 230H142ZM159 228H161L160 230H159ZM175 228V229H174ZM181 228V229H180ZM201 228V229H200ZM227 228V229H226ZM230 228V229H229ZM31 229V230H30ZM122 229H123V227H122ZM127 229V230H126ZM134 229H136V230H134ZM149 231H148V230ZM153 229V230H152ZM184 229V230H183ZM117 230V231H116ZM128 233H132L133 231L135 232V235H133L134 234V232L132 233V237L128 234V236L126 235V237L125 236H121V232H122V234L124 235V234H127V232ZM132 230V231H131ZM138 230H141V233L138 231ZM147 230V231H146ZM150 230H152V232L153 231H155V233H156V235H155V233L153 232V233H151V231ZM156 230L158 231V232H156ZM161 230H163V231H161ZM205 230V231H204ZM236 230H239V231H236ZM118 231H120L119 232V234H117V232ZM143 231V232H142ZM165 231V232H164ZM174 231V232H173ZM184 231V232H183ZM186 231H187V233H186ZM201 231V232H200ZM203 231V232H202ZM207 231V232H206ZM221 231V232H220ZM229 231L231 232V234L229 233ZM236 231V232H235ZM124 232V233H123ZM137 232V233H136ZM148 235V233L150 234L148 237L146 236V234ZM148 232V233H147ZM161 232H163V233H161ZM220 232V233H219ZM235 232V233H234ZM139 233H140V235H139ZM144 233V234H143ZM166 234V236L167 235H169L168 237H166V236H164L165 234ZM168 233V234H167ZM182 233V234H181ZM185 233V234H184ZM227 233V234H226ZM160 236H159V235ZM173 234V235H172ZM178 234V235H177ZM223 234V235H222ZM45 235V236H44ZM53 235V237H51ZM118 237H116V236ZM121 236V238H123V239H121L120 238V236ZM145 235V237H143ZM163 235V236H162ZM172 235V236H171ZM203 235V236H202ZM218 235V236H217ZM228 235V236H227ZM234 235V236H233ZM236 235V236H235ZM240 235V236H239ZM37 236V237H36ZM130 236V238L129 239H131V242H130V245L133 243V245H126V243H125V240L128 238ZM137 236H138V238H137ZM140 236H142L143 238H141ZM153 236H155L156 238H158V239H163V240H165L166 241V243H165V241H164V243H163V240H162V242H158L159 240L157 239L156 240V238H154ZM179 236V237H178ZM230 236V237H229ZM237 236H239V238L237 237ZM51 237V238H50ZM165 239H164V238ZM170 237H172V238H170ZM218 237V238H217ZM226 237V238H225ZM44 238H46V240L44 239ZM124 238H125V240H124ZM147 238H150V240H148ZM153 238V239H152ZM133 239H138V240H134L133 241ZM147 241H146V240ZM171 239H173V240H171ZM186 239V240H185ZM197 239V240H196ZM122 240L124 241V242H122ZM139 240H141V241H139ZM143 240V241H142ZM152 240V241H151ZM153 240H155V241H153ZM167 240H169V241H167ZM177 240V241H176ZM192 240V241H191ZM200 240V241H199ZM43 241V242H42ZM139 241V242H138ZM145 241V242H144ZM179 241V242H178ZM194 241V242H193ZM229 241V242H228ZM235 241V242H234ZM36 242H38V243H36ZM40 242V243H39ZM120 242H118L119 244H120ZM127 242V241H126ZM138 243V245H137V243ZM141 242V244H139ZM170 242V243H169ZM193 242V243H192ZM225 242V243H224ZM227 242V243H226ZM233 242V243H232ZM123 243V244H122ZM135 243V244H134ZM149 243V244H148ZM230 243V244H229ZM16 244H18V245H16ZM47 244V245H46ZM145 245V247H144V245ZM160 244V245H159ZM164 244V245H163ZM213 244H214V246H213ZM226 244V245H225ZM228 244V245H227ZM237 244V245H236ZM136 245V247H134ZM235 245V246H234ZM40 246V247H39ZM134 248H133V247ZM234 248H233V247ZM125 247V249H123V250H121L122 248H124ZM127 247H129L128 249H127ZM190 247V248H189ZM18 249V250H16V249ZM193 248V249H192ZM232 248V249H231ZM131 249H133L134 250V253L132 252L133 250H131ZM234 249V250H233ZM41 250V251H40ZM48 250V251H47ZM126 250V251H125ZM131 250V251H130ZM120 251H122V252H120ZM131 252V253H129L128 254V258H126L127 257V253L128 252ZM225 252H227V253H225ZM212 253V254H211ZM222 253V254H221ZM232 253V254H231ZM124 254H126V255H124ZM49 255V256H48ZM129 255H131V256H129ZM222 257V258H221ZM118 259L119 260V262H117V264H124L123 263V261L121 260V259ZM227 258V259H226ZM250 258H251V260H250ZM131 259V260H130ZM225 259V260H224ZM118 260H116V261H118ZM187 260V261H186ZM122 261V262H121ZM218 262V263H217Z\"/></svg>", "mask_w": 264, "mask_h": 264}, {"label": "bare ground", "instance_id": "obj_2", "mask_svg": "<svg viewBox=\"0 0 264 264\" xmlns=\"http://www.w3.org/2000/svg\"><path fill=\"white\" fill-rule=\"evenodd\" d=\"M6 1V0H5ZM11 1V0H10ZM135 1H137V0H135ZM139 1V0H138ZM144 1V6L148 9L149 8V11H151V12H154L155 13V15H154V13L152 14L151 12V16H154V17H156V18H154V17H152V20H153V18L154 19H157L159 16H162V17H159L160 18V20H153V22L151 21V22H149V19H151V18H147V16H145V11H142L141 9L142 8H140V10L138 9V7H140V6H138L137 7V4H139L140 2H136V4H135V2H134V0H29L28 2H29V4H27V7H28V5H29V7H31L32 6V8H30L29 9V12H28V14H30L28 17H27V14H24V11H23V14H20L21 16H24L25 17V15H26V19H25V21H24V23H25V25L24 26H21V25H19L20 27H23V28H26V29H21V32L20 31H18V30H20V27L18 26V24L17 25H15V24H13V23H17V21L16 22H13V23H11V20L13 19V20H15V19H17L16 18V16L17 15H19L18 13H16V16H14V18H12L10 21H8V19H7V17L10 19V16H7L6 15V21H8V22H10L9 24H6V23H8V22H6L5 21V18H4V15H2V17H3V19H4V21H2L1 20V18H0V20L2 21V24H0V28H1V26H3L4 24H6L5 26H7V27H5V26H3L4 28H6L5 30H3L4 28L2 27L0 30H2V32L0 31V41L2 40L1 38H3V36L5 35V34H7V33H9L12 29V31H14L13 33H11L10 32V34H13V36H17L16 38H19L20 37V39L18 40L20 43H16L15 45H20L19 47H18V54L16 53L17 51H15V50H17V46H15V45H12L13 47L15 46V48H13V47H10V50H11V48H13V49H15V50H13V52H14V54L13 55H15L16 54V56L18 57H16V56H13V58L15 57L16 58V60H15V58L14 59H12V61H16L17 63H16V65L17 64H19L18 63V60L20 61V64L19 65H17L18 67L17 68H20L21 67V63L23 62L24 63V66H22L20 69L22 70V69H27V67L30 69V66L32 67L31 68V70L33 71V73L31 72V71H29V70H27L28 71V75H23L22 73H21V71H19V74H18V76H17V78H15L16 80H14V81H11L10 83V85H12V87L10 86V91H11V93L13 92V91H15L16 92V90H17V88H18V96H19V100L17 99V101H19V103H17L16 105H13L12 104V112L14 113V112H16V113H14V114H17L18 113V115H19V111L20 112H22V111H25L27 108L29 109V107H30V105H31V103L33 102V101H37L39 98H43L44 96V98H45V100L47 99V101H48V104H49V96H51V95H49V94H47V92L46 93H44V90L45 89H47V91H48V89L50 88L49 86H51V85H46V86H48L49 88H45V85H42V84H46V83H48L49 84V82H47V81H49V76H44L43 77V75H49V64H47V63H45V65L42 63V60L43 59H45V60H43V61H46V60H49V58H50V54H48L49 53V49H47L48 47H49V39L50 40H52L53 38H57V40H59V39H61V36L62 35H64V37H62V39L63 38H65V39H63V41L64 40H69L70 38H72L71 40H69L68 41V43L69 42H73V41H75V39L77 38V41H78V37H80V39H83L84 37L82 36V38H81V35H84V33L85 32H81V31H71V30H59V25H61V24H67V25H73V23H80V22H85V23H89L90 25H91V34H92V37H94L93 35H94V33H95V35L98 37L97 39H96V42L98 43V42H102L103 43V41H102V39H105L106 38V36L108 37V39H105L104 41V44L106 45V42H108L109 41V39L110 40H112L111 42H113V43H119V42H116V40L115 39H117V41L119 40L120 41V44H122V45H120V46H118V45H114L113 43H110V42H108V43H110L109 45H111V47L108 45V43H107V46H106V49L104 50V52L105 51H108L107 52V56H104L103 55V53H102V51L103 50H101V45H102V43H98V44H101V45H98V44H96V45H98L100 48L98 49V46H96L95 47V53L93 52V54H95V58H93L92 57V59H89L90 61H92L93 63L91 64V62L89 61V60H86V62H85V65H83V63H81V66L84 68V70H85V68L87 69L88 67V63H89V65L91 64V65H93V66H95V68L96 67H98V69L96 68V71L98 72V70H100L99 69V67H101V68H103V66H105V65H111V67L109 66V70H108V77H109V79H111L110 81H109V84H110V82H111V85H112V82H113V87H116V88H118V89H128V91H130V93L129 94H131V98H132V101H135V102H137L138 103V107H139V110H138V117L136 118V119H139L140 118V120H142L143 121V118H145V112H143V107H141L140 108V105L141 106H144V104H145V101L147 100V98L149 97L150 99H152L151 100V102L153 101H156V99L155 100H153V94L151 93V91L153 90V89H155V88H157V87H159V88H157V89H160L159 91L160 92H162V98H161V100H162V102H164V104H166V106L165 107H167V105L168 106H170L171 107V104H173L174 105V107H175V105H176V107H178V108H181V109H178V108H176V109H178V111H176V112H182V110L184 109V112H185V114H189L188 112H190V111H192V115L195 117V119H197L196 118V116L197 117H199L200 116V118L201 119H203L202 117H206L205 116V110L204 109H202V107L205 105V103L208 101V100H204V98H202L204 101H205V103H202L203 102V100H196V96H197V94H198V92L199 91H201V92H199V93H201L202 95H203V92H204V90H205V92L207 93V95L209 94L210 96H211V93H213V89H215L219 84L217 83V85H216V83H213L212 84V79L210 78V76L212 75L211 74V72H210V70H207V71H209L210 72V74L207 72V74H209V75H205L204 73H206V65L205 66H203V67H205L204 68V70L202 69V71H200L201 70V68H197V67H195V65H196V63L198 62V64H199V61L198 60H200L201 58H197L198 60L196 61V58H195V56H202V57H204V55H206L205 56V59L207 60L208 59V57L210 56V54L212 55L213 53H214V58L212 59V57H210L212 60H217V58L219 57V56H217V54H215L216 52L214 51V50H219V48L220 47H217V46H219L217 43H215L217 46H216V48H211V49H213V50H211L209 47L211 46V45H209L208 46V44H207V42L206 41H208V39L206 38V37H208V35L211 33V29L212 28H210V26L211 27H213V28H216L217 29V26L218 25H220V24H222L223 25V21H224V23H226V21H227V19L224 17V16H226V14L228 15V17L230 18V17H232L233 18V16H231L232 14H234V13H240V12H242V11H239L240 10V8L241 7H236L237 5H238V3H236V4H234V5H236V6H234L233 4H231V7H228L229 5H227V7H225L224 9L223 8H219V6L218 5H216L217 4V1L218 2H221V1H223V0H206V2H205V0H201L200 2H204L205 4H206V7H205V4L203 3V4H201L200 2V4H196V5H198L196 8L198 9L200 6V8L202 9V5H203V7H205V8H207L206 10H204L205 8H203L202 10H201V12L204 10V11H206V13L203 11L202 12V14H204V17H205V19L208 17V15H207V11H208V9H210L209 11H208V13H209V16L211 17L212 15H211V13L214 15V18H216V20L215 19H212V17L209 19V21L212 19V21H210V23L209 22H207V20L208 19H206L205 21L203 20V16H202V19H200V17L198 18L197 17V14L199 13V11H200V9H196L197 10V12L198 13H196L195 15H193V16H191L193 13H191L190 14V12H196L195 10H193L194 9V7L193 6H191V4L194 2V0H193V2H191V0H189L190 2H191V4H190V2L187 0V1H185V0H182V1H184V2H186V3H184V2H181V0H177L178 1V3H175V1L174 0H167L166 1V3H164L165 5L164 6H166L165 8H163L162 9V5H161V3L163 2V0H161L160 2H159V0L157 1V0H143ZM2 2V1H1ZM8 3H9V1H7ZM6 2V3H7ZM142 2V1H141ZM157 2V3H156ZM173 2H174V4H173ZM196 2H198V0L196 1L195 0V2L194 3H196ZM214 2V3H213ZM2 3H4V2H2ZM1 3V4H2ZM11 3H13V1L11 2ZM16 3V2H15ZM14 3V4H15ZM18 3H19V1H18ZM21 3H22V1H21ZM24 3V2H23ZM114 3V4H113ZM143 3V2H142ZM141 3V4H142ZM157 4L156 5V7L158 8V5H159V7L161 8L160 9V11H161V14L159 15L158 14V12H160L159 10H158V12H155L157 9L155 8V4ZM169 3V4H168ZM171 3V4H170ZM180 3V4H179ZM182 3V4H181ZM185 5H187V6H189V7H187L189 10H191L192 9V11H189L185 6H184V4ZM187 3H189V4H187ZM216 3V4H215ZM246 3H248V2H246ZM249 3H251L250 1H249ZM20 4V3H19ZM17 5V4H15L16 6H20V5ZM109 4V5H108ZM163 4V3H162ZM173 4V5H172ZM207 4L209 5V7H211V8H209V7H207ZM210 4H214L213 6L212 5H210ZM8 5V4H7ZM12 5V4H11ZM111 5H113V7H110ZM136 7H135V6ZM140 5V4H139ZM142 5V6H143ZM153 5V6H152ZM161 5V6H160ZM167 5H168V7H167ZM174 5H175V7H174ZM180 6V5H182V6H180V7H178V6ZM193 5V4H192ZM9 6H10V3H9ZM24 5H22V6H20V8H22ZM107 6H109V8H111V9H109ZM141 6V7H142ZM151 6L153 7V8H151ZM178 8H180V9H178ZM216 6V7H215ZM232 6H233V10H230L229 8H232ZM242 6V5H241ZM25 7V6H24ZM36 8V10H35V8ZM144 7V8H145ZM170 7H173V8H170ZM182 7H183V9H182ZM190 7H191V9H190ZM218 7V8H217ZM236 7V8H235ZM11 8V7H10ZM15 8V7H14ZM13 8V10H15ZM19 8V7H18ZM146 8L144 9V10H146ZM155 8V9H154ZM171 9V11H172V9H173V11H175L176 9V11H180V16H177V15H179L178 13L176 14L175 12L174 13H172V14H176L175 16L173 15L172 16V14H169V15H167V13L168 12H171L169 9ZM174 8H175V10H174ZM187 10H186V9ZM226 8H228V12H229V10H230V12H231V14H230V16H229V14H228V12H227V9ZM244 8V7H243ZM243 8H241V10L243 9ZM8 9V8H7ZM25 9H26V7H25ZM105 9H107V12H105ZM113 9H115V11L113 10ZM183 11H182V10ZM218 9V10H217ZM220 9L223 11V14H222V11H220ZM236 9H237V11H239V12H237L236 11ZM246 9V8H245ZM244 9V10H245ZM33 10H35V11H33ZM115 12V13H112L113 11ZM155 10V11H154ZM235 10V11H234ZM243 10V12H246V11H248V9H246L245 11ZM1 11H3V10H1ZM17 12H19L18 10H16ZM26 11V10H25ZM140 11H142L143 13V15H141V12ZM182 11V12H181ZM189 13H188V12ZM211 11V12H210ZM221 12V14L219 13L218 14V12ZM232 11H234V13L232 12ZM11 12H13L14 13V11H10V13ZM27 12V11H26ZM129 12H132L131 14L129 13ZM185 12H186V14H185ZM201 12H200V14H201ZM217 12V13H216ZM224 12H226L225 14H224ZM250 12V11H249ZM1 13V12H0ZM4 12H2V14H3ZM21 13V12H20ZM158 15V17H157V15ZM188 14H190V15H188ZM201 14V15H202ZM205 14L207 15V17L205 16ZM237 14H236V16H237ZM241 14V13H240ZM244 14V13H243ZM245 14H247V13H245ZM249 14V13H248ZM1 15V14H0ZM10 15V14H9ZM147 15H148V12H147ZM150 15V14H149ZM149 15H148V17H149ZM183 15V16H182ZM186 15V16H185ZM199 15V14H198ZM200 15V16H201ZM217 15H219V17L217 16ZM221 15H223V16H221ZM239 15V14H238ZM252 15H254V14H252ZM251 15V16H252ZM258 15V14H257ZM12 16H13V14H12ZM11 16V17H12ZM20 16V17H21ZM144 16V17H143ZM171 16V17H170ZM217 16V17H216ZM240 16H242V15H240ZM23 17V18H24ZM141 17H143V19L141 18ZM175 17H179L178 19L177 18H175ZM221 17H223L222 19H224L223 21H222V19L220 20V18ZM227 17V18H228ZM238 17V16H237ZM244 17V16H243ZM253 17V16H252ZM258 17V16H257ZM144 18H146V19H144ZM158 18V19H159ZM200 19L199 21L197 20V19ZM246 18V17H245ZM250 18V17H249ZM21 20H22V18H20ZM19 19V20H20ZM42 19H44V20H42ZM148 19V20H147ZM180 19V20H179ZM182 19H184V20H182ZM231 19V18H230ZM230 19H228V22H229V20ZM239 19V18H238ZM251 20H252V18H250ZM18 20V19H17ZM144 20V21H143ZM232 20V19H231ZM233 20H234V18H233ZM0 21V22H1ZM43 21V23L45 24H43V23H41ZM118 21H120L119 23H117ZM145 21H148V22H146L145 23ZM154 21H156V23L154 22ZM222 21V22H221ZM235 21V20H234ZM3 22H5L4 24H3ZM19 22V21H18ZM22 22V21H21ZM20 22V23H21ZM73 22V23H72ZM104 23L103 25H104V28H103V26H102V24H100V26H99V23ZM114 22L115 23H117V25H121V23L124 25H121V26H123V27H125V28H123V31H122V29H121V26H120V28L119 29H121V30H119V31H117V27H119V26H117V27H111L112 28V30H111V28L109 27V25L112 23L113 25H114ZM218 24H216V23ZM220 24H219V23ZM227 22V23H228ZM150 23V24H149ZM215 23V26L216 27H214V26H212L213 24ZM226 23V24H227ZM11 24V25H10ZM12 24L14 25V27L15 26H18L19 28H18V30H16L15 31V29L14 28H11L10 29V27L12 26ZM22 25H23V23H21ZM27 24V25H26ZM41 24H43V26L41 25ZM127 26H126V25ZM8 25H10V27L8 28ZM80 25V24H79ZM82 25H84V24H82ZM99 27H98V26ZM222 25H220V26H222ZM228 25V24H227ZM257 25V24H256ZM42 26V27H41ZM65 26V25H64ZM95 26H97V28L95 27ZM105 26H108L109 28L107 29ZM116 26V25H115ZM223 26H225V24L223 25ZM222 26V27H223ZM229 26V25H228ZM227 26V27H228ZM13 27V26H12ZM74 27V26H73ZM87 27H89V25L87 26ZM226 27V26H225ZM231 27V26H230ZM230 27H229V29H230ZM258 27V26H257ZM57 29V30H59V31H61V32H58L57 30L55 31L54 29ZM127 28V29H126ZM209 28H210V32H209V34H208V31H209ZM232 28V27H231ZM238 28V27H237ZM8 29H10L9 30V32H6V31H8ZM61 29V28H60ZM95 29V30H94ZM150 29H151V31H150ZM222 29V28H221ZM229 29H227L226 28V30L228 31ZM234 29H235V27H234ZM49 30V31H48ZM93 30H94V32H93ZM147 30V31H146ZM213 30V29H212ZM218 30H220V27L218 28ZM222 30H224V29H222ZM231 30V29H230ZM232 30H233V28H232ZM238 30H240L239 28H238ZM18 31V33L16 34L15 32H17ZM83 31V30H82ZM121 31V32H120ZM129 31H130V38H129ZM150 31V32H149ZM214 31H215V29H214ZM53 32H54V34H53ZM58 32V33H57ZM120 32V33H119ZM139 32H141L140 34H139V37L140 36H142V37H144V39L145 40H142V37H140L141 39H139V37L137 38H134V36H133V38H131L132 37V35H136L137 33H139ZM223 32V31H222ZM221 32V33H222ZM229 32V31H228ZM231 32H234V31H231ZM236 32V31H235ZM14 33L16 34V35H14ZM122 33V34H121ZM131 33H132V35H131ZM214 33V32H213ZM2 34H3V36H2ZM21 35V36H19L18 37V35ZM86 34H89V33H86ZM85 34V35H86ZM90 34V35H91ZM225 36H227L225 33H223ZM235 34V33H234ZM253 34H254V32H253ZM90 35H86L85 36V38H87L88 36H90ZM118 35V36H117ZM150 35V36H149ZM211 35V34H210ZM224 35H222L221 36V34L219 35L220 36V38L221 37H223L224 39H225V36ZM229 35V34H228ZM232 35V34H231ZM66 36H67V38H66ZM96 36L94 37V38H96ZM137 36H138V34H137ZM215 36H217L216 34H215ZM240 36V35H239ZM239 36H237V38L239 37ZM7 37H8V34H7ZM6 37V38H7ZM120 37H122L121 39H122V41H123V43L121 42V39H118V38H120ZM149 37V38H148ZM197 37V38H196ZM233 37V36H232ZM5 38V37H4ZM12 38H15V37H12ZM11 38V40H14V39H12ZM16 38H15V41H17L16 40ZM59 38V39H58ZM69 38V39H68ZM84 38V40L86 41V39ZM89 38V37H88ZM91 38V37H90ZM99 38H101V39H99ZM219 38V39H220ZM8 39V38H7ZM136 39V40H135ZM198 39V40H197ZM200 39H202V41L203 42H205V43H203ZM218 39V38H217ZM214 40V42H219L218 40ZM226 39H227V37H226ZM225 39V40H226ZM5 40V39H4ZM9 40V39H8ZM97 40H101V41H97ZM115 40V41H114ZM133 40V41H132ZM3 41V40H2ZM0 42L1 44H6V42L7 41H5V43H4V41L3 42ZM15 41L13 42V43H15ZM17 41V42H18ZM37 41H39L38 43H39V45H37L36 44V42ZM55 42H53V40H52V42L53 43H58V42H56V40H54ZM60 41V40H59ZM80 41V40H79ZM132 41V43L135 45V46H132V48L133 47H135V49L133 48H131V46L129 45L130 44V42ZM200 41H201V43H203V44H200ZM242 41V40H241ZM33 42H35V44H33ZM87 43H88V41H86ZM95 42V43H96ZM238 42V41H237ZM67 43V44H68ZM80 43H83V42H81L80 41ZM93 43V42H92ZM131 43V44H132ZM231 43V42H230ZM234 43V42H233ZM11 44V43H10ZM9 44V45H10ZM58 44H61L60 42L58 43ZM58 44H56V45H54L53 44V47L55 46L56 47V51L54 50L55 49V47L53 48H50V50L52 51V52H56L55 54H53V53H51V55L53 54V56H57L58 54V56H60L61 54V51L62 50H60V52H58L59 51V49H62L61 47H62V45H61V47H60V45H58ZM75 44H76V41H75ZM199 44V45H198ZM211 44H213V43H211ZM215 44L214 45H212L213 47H215ZM241 44V43H240ZM264 44V43H263ZM35 45V46H34ZM69 45V44H68ZM71 45V44H70ZM87 45V44H86ZM105 45H103V46H105ZM114 45V46H113ZM207 45V46H206ZM227 45H229V44H227ZM37 46V47H36ZM59 46V49L57 48ZM72 46V45H71ZM77 46V45H76ZM102 46V47H103ZM109 46V48H107ZM113 46V47H112ZM123 46V47H122ZM127 46H129L130 47V49L131 50H134V51H131V52H129V48L127 47ZM233 46V45H232ZM1 47V46H0ZM4 47V46H3ZM74 47H75V45H74ZM73 47V48H74ZM120 48V50L119 49H117V48ZM246 47V46H245ZM2 48V47H1ZM0 48V49H1ZM4 48H6V46L4 47ZM9 48V46L6 48V49H8ZM83 48H85V45L83 46ZM89 48H91V47H89ZM218 48V49H217ZM231 48V47H230ZM233 48V47H232ZM20 49V50H19ZM68 49V48H67ZM80 49V48H79ZM85 49H87V47L85 48ZM103 49V48H102ZM108 49V50H107ZM117 49V50H116ZM123 49V50H122ZM221 50L223 49V48H220ZM239 49H240V46H239ZM242 50L244 49V48H241ZM240 49V50H241ZM96 50L98 51L97 53H96ZM227 50V49H226ZM1 51H3V48L1 49ZM68 52L70 51L69 49L67 50ZM76 51V50H75ZM78 51V50H77ZM76 51V52H77ZM84 50H82L81 51V53L83 52ZM101 52V54H100V52ZM109 51H111V53L109 52ZM212 51V52H211ZM228 51V50H227ZM227 51H225V52H227ZM239 51V50H238ZM4 52H8V51H6L5 49H4V51H3V53H2V55H4L5 53ZM12 52V53H13ZM66 53V54H70V55H67V57H69V56H71V54H74L75 52H74V49H73V53H72V50L69 52V53ZM134 52V53H133ZM144 52H145V54H146V56H144L145 54H144ZM240 52V51H239ZM86 53V52H85ZM85 53H84V55H85ZM110 53V54H109ZM217 53L220 55L221 53H219L218 51H217ZM228 53V52H227ZM0 54H1V52H0ZM62 54H63V52H62ZM144 54V55H143ZM226 54V53H225ZM229 54V53H228ZM2 55H1V57H2ZM10 55V54H9ZM12 55V54H11ZM64 56H66L65 54H63ZM75 55V54H74ZM83 55V56H84ZM97 55V56H96ZM100 55V56H99ZM149 55V57H147ZM217 57H216V56ZM21 56V57H20ZM62 56V55H61ZM60 56V57H61ZM63 56V57H64ZM81 56V55H80ZM104 56V57H103ZM131 57V59H129V60H127L128 58L127 57ZM144 57V59H145V57H146V59L148 58H159L160 59V61H161V64H156V62L154 61V60H152L151 61V63L149 64H144L143 65V63H142V65L140 64L141 63V61H143L144 59H143V57ZM200 56V57H201ZM208 56V57H207ZM213 56V55H212ZM221 56V55H220ZM30 57V58H29ZM35 57H37V59L39 58L40 59V61H38V60H35V62H33L34 61V59H35ZM43 57H45V58H43ZM49 57V58H48ZM85 57V56H84ZM88 57V56H87ZM85 58V59H88V58H90V57H88V58ZM121 57H123V59L121 58ZM192 57H194L193 59H195V61H196V63L195 64H193V65H191L192 63H191V58ZM222 57V56H221ZM7 58V57H6ZM11 58H12V56H11ZM11 58H9V60L11 59ZM31 58H33L32 60L33 61H31V63H35V64H33V66L32 65H29V64H31L30 63V59ZM41 58H43L42 60H41ZM52 58V57H51ZM71 58V57H70ZM125 58H127L126 60H125ZM209 58V59H210ZM8 59V58H7ZM25 59L26 60H28L29 59V62L28 61H25ZM54 59V58H53ZM80 59H81V57H80ZM142 59V60H141ZM193 59H192V61H193ZM207 60L208 62H210V60ZM219 59V58H218ZM79 60V59H78ZM84 60V59H83ZM94 60V61H93ZM121 60L123 61V62H125L126 63V66L124 67V69L123 70H121V68H120V65H121ZM141 60V61H140ZM214 60V61H215ZM22 61V62H21ZM27 62V66H26V68H25V62ZM41 62V63H38V62ZM108 61V62H107ZM140 61V62H139ZM194 61V62H195ZM205 60H204V58L202 59V61H201V63L202 62H204ZM4 62L5 61H1L0 62V75H1V73H2V69H4V68H2V65L4 64ZM47 62V61H46ZM49 62V61H48ZM77 62V61H76ZM84 62V61H83ZM88 62V63H87ZM189 62V63H188ZM193 62V63H194ZM206 62V61H205ZM213 62V61H212ZM3 63V64H2ZM22 63V64H23ZM138 63H139V68H143V69H141V70H138ZM9 64V63H8ZM40 64V66H37V65H39ZM47 64V65H46ZM87 64V65H86ZM105 64V65H104ZM197 64V65H198ZM12 65L14 66L15 65V63L14 62H12ZM45 67V69L43 70L42 69V67L43 66ZM114 65V66H113ZM196 65V66H197ZM203 65V64H202ZM201 65V66H202ZM209 65H211V64H209ZM208 65V67H210ZM5 66V65H4ZM7 66H9V65H7ZM20 66V67H19ZM169 66V67H168ZM191 66H193L195 69H197V70H199V73H197V71L193 68V67H191ZM199 66H200V64H199ZM14 67H16V66H14ZM35 67H39V68H37V69H35ZM105 67H107V66H105ZM105 67L103 68V69H105ZM114 67H116V68H114ZM155 67H156V69H155ZM202 67V68H203ZM17 68H15L14 70H18ZM34 68V69H33ZM48 70H47V69ZM89 68H90V66H89ZM111 68H113V69H111ZM183 68L186 70V71H183ZM188 68H190L191 70H192V68L194 69V70H192L191 71V74H190V70L188 69ZM40 69L41 70H43V72L42 71H40ZM81 69V68H80ZM91 69H92V66H91ZM102 69V70H103ZM106 69H108V68H106ZM153 69H154V71L156 70V72H154L153 73ZM188 69V70H187ZM34 70H35V72H34ZM83 70V71H84ZM90 70V69H89ZM93 71H94V69H92ZM92 70H90V72H92ZM37 71H38V73L40 72H42L43 74L41 75H39V77H38V75H36V74H38L37 73ZM67 71V70H66ZM69 71H72V69H68V72H67V74L65 75V78H66V76H67V78L65 79L64 78V76H63V74H62V76H59L58 74H57V77L56 76H54V78L56 79V85H55V82H53V81H55V79L54 80H51L53 83H52V90L56 87V86H58L59 87V89H57V88H55V89H57V91H55V90H53L54 91V93H58V94H60V92H61V94L63 93L65 96H67L68 98H73V96H75L74 97V100H75V98H76V96L77 97H79V93H80V95L82 96L83 94V92L84 93H87L86 95L88 96V94H89V92L90 93H94L95 92V90H97L98 88L100 89V86H101V88L102 89H104L103 91H105V88H104V86L106 87L107 85H104V84H96L95 86H93V84H92V81L91 82H89L88 84L86 83V84H82V80H83V82H84V78L83 79H80L79 81L77 80L78 78H76V77H74L73 75H75V74H71L72 72H69ZM118 71H120V72H127V71H129L130 72V74H131V72H132V75H133V73H135V75L137 74L136 72L138 71L139 72V75H133V77H131L130 76V74H128L130 77H125L124 75L122 76V75H117V72ZM193 71H194V74H196L195 75V79H194V81H193V78H194V75H193ZM213 71V70H212ZM29 72H31L32 74H30ZM100 72H102L101 70H100ZM146 72H152L153 73V75L155 74V75H158V78H156V77H154V78H152V79H145L144 78V75L146 74ZM182 72H184V74H186L185 72H188L187 74L188 75H190V77L193 75V78L191 77V79H192V81H189V76H187L188 78H186V75H183L182 74ZM205 75L204 77H208V78H210L209 80H207V82H208V84L211 82V84L212 85H216V87L215 86H213V88H212V92H211V90H210V92L211 93H209V89H208V87H209V85L207 84V82H206V80H204L205 78L203 77V74ZM214 73L213 74H215V73H217L218 71H213ZM66 73V72H65ZM64 73V74H65ZM140 73H141V75H140ZM142 73H143V75H142ZM151 73V74H152ZM181 73V74H180ZM200 73H201V75H200ZM68 74H71L70 75V77L68 78ZM82 74H84V73H82ZM86 74V73H85ZM109 75H111V77L109 76ZM147 75V74H146ZM161 75H164V76H171V75H173L174 77L173 78H168L166 81H161V78H160V76ZM200 75V76H199ZM216 75H218V76H220L218 73L217 74H215L214 76L212 75L211 77H214L213 79H214V81L215 82H217V80L218 79H216L215 77H216ZM36 76L38 77V78H36ZM40 76H42L44 79H40L41 77ZM87 76H89L88 74H87ZM138 76V77H137ZM197 76H199V77H197ZM51 77H53V75H51ZM62 77V78H61ZM73 77L74 78H76L75 80L73 79ZM85 77V76H84ZM200 77H203L202 79V81L200 80L199 82H201V84L200 83H197V84H195L196 83V81H198L199 80V78ZM46 78V79H45ZM63 78H64V80H63ZM197 78V79H196ZM217 78H219V77H217ZM221 78H222V76H221ZM69 79H72V81L71 80H69ZM91 79V78H90ZM188 79V80H187ZM201 79V78H200ZM207 79V78H206ZM224 79V78H223ZM223 79H221V80H223ZM1 80V79H0ZM45 80H47V81H45ZM61 80V81H60ZM63 81V82H62ZM65 81V82H64ZM71 82V85H70V82ZM73 81H75V82H73ZM203 81H205L204 83H206V84H204V83H202ZM210 81V82H209ZM213 81V82H214ZM2 81H0V93L3 91V86H2V83H1ZM61 82H62V84H63V86L62 85H58V83L59 84H61ZM85 82H86V80H85ZM193 82V83H192ZM233 82H235V80L233 81ZM67 85H66V84ZM69 83V84H68ZM73 83V84H72ZM92 84V86L91 85H89V84ZM97 83V82H96ZM191 83L193 84L192 86H194V84H195V88L197 87V85L199 84L200 86H198V89L196 88L195 90H194V88L191 86ZM50 84H51V82H50ZM54 84V85H53ZM210 84V85H211ZM201 85H203L202 86V88L203 87H205L203 90H202V88H201ZM205 85V86H204ZM67 86V87H66ZM103 86V87H102ZM206 86H208V87H206ZM225 86V85H224ZM245 86V85H244ZM190 87H192V88H190ZM211 87V86H210ZM209 87V88H210ZM215 87V88H214ZM222 87V86H221ZM232 87V86H231ZM9 88V87H8ZM108 88V86L106 87V89ZM115 88V89H116ZM180 88V90H178ZM190 88V89H189ZM199 88H201V90H199ZM228 88V87H227ZM95 89V90H94ZM110 89V86H109V88H108V90ZM194 90V93H193V90ZM262 89H264V88H262ZM261 89V90H262ZM51 89H50V91L49 92H53ZM58 90H60V92L58 91ZM94 92H93V91ZM111 90V89H110ZM109 90V91H110ZM114 90V89H113ZM151 90V91H150ZM191 90V91H190ZM197 90V91H196ZM208 90V91H207ZM215 90H218L217 88L215 89ZM222 90V89H221ZM101 91V90H100ZM102 91V92H103ZM203 91V92H202ZM230 91V90H229ZM263 91V90H262ZM48 92V93H49ZM107 92V91H106ZM112 91H110L109 93H110V95L112 94L111 93ZM115 92V91H114ZM119 92V91H118ZM148 92H150V94H152V95H150L149 94V96H148ZM152 92H154V91H152ZM186 94H185V93ZM215 92V91H214ZM219 92H222V91H219ZM54 93H53V95H54ZM66 93L68 94V95H66ZM70 93V94H69ZM120 93V92H119ZM158 93V92H157ZM181 93H183V94H185V95H182ZM191 93H193V94H191ZM261 93V92H260ZM49 95V96H46V95ZM62 94V95H63ZM72 94V95H71ZM75 94V95H74ZM78 94V95H77ZM128 94V93H127ZM159 94H161V93H159ZM216 94V93H215ZM52 95V96H53ZM55 95H57V94H55ZM86 95H83V96H85V98H86V101L87 102H85L84 101V103H86V106H85V104H84V106H85V113H86V115H83L82 113L81 114H78L77 112H76V114H75V110L74 111H71V110H68L69 108V106L67 107V106H63V105H60L62 108H60V109H58L59 107H53V109H55L54 110V113L52 112L53 110L52 109H50L47 105V107L45 106V108H42V110L40 111V113H36L35 115H37L36 117H35V119L36 118H38V120L40 121L41 120V124L42 123H44L45 124V122H48V119H49V117H51L53 114V116H56L55 115V113L56 114H59V113H61V114H59V115H57L56 116V119H57V117H59L57 120L59 121L61 118H62V116H64V114L66 113V112H64L65 111V109H66V107H67V111H71V112H67L66 113V115L68 114H70L71 113V116L73 117V118H71V120H73V119H75V120H73L74 122L73 123H75V121H77L76 123H77V127L75 128V129H73V128H70V129H73L70 133H67L66 132V134H64L63 136L62 135H60L59 133L60 132H56L54 135H53V138H54V140H56L55 142L59 145L60 144V147H68V148H64L63 150L64 151H61V149H60V152L58 153V146L55 148L56 150H57V153H55V152H53V153H55L56 155H54V154H52L51 153V156H53L52 158L51 157H49V151H46V152H44V153H40V154H38V152L39 151H37L38 150V148H40L41 150H43V148L42 147H38L37 145L38 144H36V146L38 147L37 148V150H36V152H37V154L35 153V152H32L33 150H34V147H33V149H32V147H29V145H31V144H29V145H27L28 143H30V142H28V140H27V142L28 143H26V145H24L25 146V151H27V152H29L28 153V156H27V158H24V159H28V160H30L31 161V166L32 167H34V168H37L39 171H41V172H43V173H49V158H51V159H53L54 161H55V163H59V165L61 164V166H60V168L58 169V167H55V165H54V168L56 169V171H58V175L57 176H59L58 178L60 179V180H57V181H59V182H61V187L60 188H58V189H51V190H49L50 188L49 187H47V186H44V185H38V184H34V191L33 192H35L36 194H38V195H45L46 196V198L45 199H42L41 200V202H40V205H39V211H40V220H41V223H42V225H43V228H44V234H46V237L48 238V236H50L51 234H54V236H55V238L53 239V240H50V239H47V243H48V245H49V253H50V258H51V260H50V262L52 261V264H117V262H119V251H118V249H119V247L121 248V246H123V245H121V242H120V239L118 240V242H120V244L117 242V241H115L114 239H115V237L112 239V236H114V230L116 229V227H117V222H115L114 221V215H113V213L115 214V213H117V212H113L112 213V210L114 211L115 209V207H122L123 209L125 208V207H128L129 206V208L131 207V204H134V202H138V201H140V203H141V200L139 199V198H141V197H143V199L142 200H144V198L145 199H147L144 195H145V191H144V187L145 186H147V187H149V188H153L154 189V191L157 193L156 195L155 194H153L154 192H152V190L151 191H149V190H147L148 188L147 187H145V188H147L146 189V191H147V193H150V194H153L154 196V198H155V202H153V203H151V202H148V201H145V202H147L148 203V205H147V209L146 208H144L143 210H145V211H143V212H147L148 213V215L147 216H151V218H152V220L154 219V220H159V219H165V217L166 218H170L169 220H168V224H167V220L166 221H162L161 222V220H160V222L159 221H157L158 222V224L159 223H162L163 224V230H165V231H168V233H169V229L172 227H174L175 226V223H176V221H177V219H178V216H180L181 215V213H180V215H179V205H181V203H180V201H181V197H182V200H184L183 198H184V195L182 194V193H184V190H183V192L181 193L180 192V188H178V185L179 184H183V185H185L183 188H185L186 187V185H188L189 187H190V189L191 190H193V192L195 191L194 189H192L191 188V186L192 185H194V184H196L197 183V181L198 182H201V181H203V180H201V176H200V173L199 172H203V167L204 166H208L209 164L211 165V167L212 166H215L216 164H217V160H216V158L218 159V156L217 155H215V154H218V152L217 151H219L218 150V146L220 145V144H218V140H216L215 139V136L213 137L212 135H210L211 134V132L210 131H208V130H206L205 129V127H206V125H204V124H202V123H200V124H202V125H204V127L201 125V126H197L196 128H194L195 126H196V122H195V126H192L191 124H194L193 123V121L195 120V119H193L192 118V120H190V121H188L189 123H187V125H185L186 124V122L187 121H184L183 122V119L181 120V119H179V118H181V116L177 113V116H176V118L174 117H172L173 119H175V121H173L172 120V126H171V128H167L166 129V127H165V125H163L161 128H162V131H160V127L159 128H157V130L158 131H160V132H157V130L155 129V131L157 132V134H155V132H151L152 130L154 131V129H152V130H150L148 127H146V126H149L148 124L147 125H145V126H139V128L140 127H143V132L145 133V132H150V133H146V134H144V133H142V132H139L140 130H138L137 131V129H134V126H136L134 123H133V120H132V122L129 120V119H127L126 117V119L125 118H123V119H125V121H123V123H121V125L120 124H118L117 123V125H120L121 127V130H122V124H123V128L125 127V130H124V132H127L128 134H126V136H124V132L122 131V133H121V131H119L120 129L119 128H117V127H115V128H117V130L115 129V128H113V130H111V127H110V125L111 124H108V126H106L107 125V123L109 122H106V120H105V124H104V121L102 122V120H99V118L101 117V116H99L101 113H99V111L97 110V108H96V106L95 105H98L97 103V99H96V101L93 99V100H90V102L88 101L89 100V98H90V94H89V98H88V100H87V97H86ZM95 95V94H94ZM102 95V94H101ZM109 95V96H110ZM193 95V96H192ZM71 96V97H70ZM108 96V97H109ZM118 96V95H117ZM157 96H159V95H157ZM157 96H156V98H157ZM190 96H192V98H190ZM205 96H206V94H205ZM205 96H202V97H205ZM232 96V95H231ZM5 97V96H4ZM111 98V100H112V98H116V96L115 95H112V96H110ZM160 97V96H159ZM195 97V100L196 101H198V104H196L195 102L196 101H194L193 100V98ZM198 97V96H197ZM212 97V96H211ZM211 97H209V96H207V98L205 97V99H210ZM7 98V97H6ZM84 97H83V100L85 99ZM102 98H105V97H102ZM101 98V99H102ZM131 98L129 99V100H131ZM148 98V99H149ZM189 98L191 99V100H193L194 101V103L196 104V106H198L199 104H201L202 105V107H200V108H198L197 107V109H202V111L203 112H200L199 111V113H197L196 111V113L193 111V109L195 110L196 109V107H193L195 104L193 103V102H191V100H189ZM223 98V97H222ZM227 98H228V96H227ZM8 99V98H7ZM78 99V98H77ZM91 99V98H90ZM201 99V98H200ZM230 99V98H229ZM159 100V99H158ZM211 100H212V98H211ZM214 101H212V102H215V99H213ZM234 100V99H233ZM6 101V100H5ZM46 101V102H47ZM105 101V100H104ZM160 101V100H159ZM157 102V103H161V101L160 102ZM125 102V101H124ZM80 103V102H79ZM83 103V102H82ZM128 103H129V101H128ZM137 103H136V106H137ZM185 103H187L186 105H184ZM189 103H193L192 105L190 104V106H189ZM211 103V101L209 102V104ZM8 104V103H7ZM67 104V103H66ZM133 104V103H132ZM146 104H147V102H146ZM179 104V105H178ZM180 104H183V105H180ZM204 104V105H203ZM212 104V103H211ZM214 104V103H213ZM65 105V104H64ZM74 106H75V104H73ZM151 105H152V103H151ZM154 105V104H153ZM189 106V107H193V109H192V107H191V109L190 108H186V106ZM11 106V105H10ZM114 106V105H113ZM127 106V105H126ZM131 106V105H130ZM157 106V105H156ZM180 106H182V107H184L183 109H182V107H180ZM206 106V105H205ZM71 107V106H70ZM93 107H94V110H92L93 109ZM123 107V106H122ZM174 107H173V109H174ZM8 109H10L9 107H7ZM71 108H74V107H71ZM70 108V109H71ZM78 108V107H77ZM132 108H134V107H132ZM126 109L128 110V108L126 107ZM172 108H170V111H172V114H173V111L174 110H176V109H172ZM96 110V112H93V111H95ZM101 110V109H100ZM108 110V109H107ZM150 110H151V108H150ZM57 111V112H56ZM97 111H98V113L99 114H97ZM113 111V110H112ZM152 111H153V109H152ZM151 111V113H153ZM162 111V110H161ZM8 112V111H7ZM26 112V111H25ZM25 112H23V113H25ZM28 112V111H27ZM79 112H82V111H79ZM105 112V111H104ZM118 112V111H117ZM158 112H160V111H158ZM163 112V111H162ZM169 112V111H168ZM194 112V113H193ZM214 112V111H213ZM261 112V111H260ZM1 113V112H0ZM23 113H22V115H23ZM51 113H53L52 115H51ZM91 113H96L95 115H93V117L95 116V118L97 117V115L99 116V118L97 119L98 120V123H100V124H104L103 125V128H105V130H109V132H112L111 133V137H110V139L109 138H107V140L109 139V141H107V140H105L104 139V137L102 138V137H100V136H98L97 135V133H95V131H94V129H93V126H92V124L94 125V123H93V119H95V118H92V115L90 116V114ZM113 113V112H112ZM135 113V112H134ZM144 113V114H143ZM155 113H157V112H155ZM171 113V112H170ZM175 113V112H174ZM21 114V113H20ZM73 114V115H72ZM122 114V113H121ZM184 114V113H183ZM194 114H197V115H194ZM200 114H202V115H200ZM13 115V114H12ZM17 115V116H18ZM29 114H27V117H29L28 116ZM32 115V114H31ZM30 115V116H31ZM109 115H111V114H109ZM124 115V114H123ZM131 115V114H130ZM158 115V114H157ZM174 115H176V114H174ZM182 115V114H181ZM190 115V114H189ZM199 115V116H198ZM16 116V115H15ZM16 116V117H17ZM32 116H34V115H32ZM61 116V117H60ZM106 116V115H105ZM120 116V115H119ZM180 116V117H179ZM187 116V115H186ZM210 116V115H209ZM14 117V116H13ZM68 117V116H67ZM113 117V116H112ZM115 117V116H114ZM117 117V116H116ZM115 117V118H116ZM133 117V116H132ZM158 117V116H157ZM4 118V117H3ZM22 118V117H21ZM23 118H24V116H23ZM25 118H26V114H25ZM32 118V117H31ZM52 118V117H51ZM54 118V117H53ZM65 118V117H64ZM102 118V117H101ZM100 118V119H101ZM107 118V117H106ZM110 118V117H109ZM120 118V117H119ZM130 118H131V116H130ZM188 118V117H187ZM18 119V120H17ZM29 119H30V117H29ZM34 119V118H33ZM70 119V118H69ZM103 119V118H102ZM114 119V118H113ZM120 119H122V118H120ZM16 120L17 121H20L19 120V118H16ZM61 120H63V119H61ZM68 120V119H67ZM96 120V121H97ZM104 120V119H103ZM117 119H115V122H117L116 121ZM128 120V121H127ZM135 120V119H134ZM139 120V121H140ZM146 120V119H145ZM189 120V119H188ZM16 121V122H17ZM27 122L28 121V119H27V121H25L24 119H21V121L20 122ZM44 121V122H43ZM50 121H52V120H50ZM65 121H66V119H65ZM114 121V120H113ZM127 121V122H126ZM2 122H3V120H2ZM18 123V124H20L21 125V123ZM60 122V121H59ZM64 121H61V123H63ZM67 122V121H66ZM110 122H111V120H110ZM119 122V121H118ZM241 122V121H240ZM40 123V122H39ZM124 123L126 124V123H131L130 125L128 124H126L127 126H124ZM199 123H197V124H199ZM241 123H243V122H241ZM24 124V123H23ZM65 124V123H64ZM64 124H62V125H64ZM70 124H72V123H70ZM112 124H113V122H112ZM133 124V125H132ZM189 124V125H188ZM27 125V124H26ZM38 125V124H37ZM37 125H36V127H37ZM61 125V124H60ZM61 125V126H62ZM143 125V124H142ZM151 125V124H150ZM160 125V124H159ZM171 125V124H170ZM191 125V126H190ZM237 125V124H236ZM244 125V124H243ZM25 126V125H24ZM109 127V128H106V127ZM116 126V125H115ZM132 126H133V128H132ZM161 126V125H160ZM240 126V125H239ZM28 127V126H27ZM26 127V128H27ZM38 127H40V125L38 126ZM48 127V126H47ZM46 127V128H47ZM65 127V126H64ZM128 127V128H127ZM130 127V128H129ZM145 127V128H144ZM137 128V127H136ZM146 128H148L149 129V131H144V129H146ZM204 128V129H203ZM209 128V127H208ZM8 129V128H7ZM23 129V128H22ZM210 129V128H209ZM241 129V128H240ZM24 130V129H23ZM128 130V131H127ZM235 130V129H234ZM244 130V129H243ZM136 131V132H135ZM242 131V130H241ZM238 132V131H237ZM89 133V134H88ZM119 133H121V135L119 134ZM138 133H140V134H144V135H140V134H138ZM159 133V134H158ZM53 134V133H52ZM116 134H118V135H120V136H117ZM161 134V135H160ZM185 135L184 137H183V135ZM261 134V133H260ZM48 135H51V134H48ZM112 135H114L113 136V138H112ZM181 135H182V137H181ZM117 136V138H116V140H117V142H115L116 140H115V137ZM240 136V135H239ZM49 137H51V136H49ZM114 139V140H112V139ZM33 139V138H32ZM32 139H30V140H32ZM44 139H46V138H44ZM258 139V138H257ZM35 140V139H34ZM39 140L41 141V139L39 138ZM48 140V139H47ZM51 139H49V141H50ZM112 140V141H111ZM120 140V141H119ZM261 140V139H260ZM45 141V140H44ZM112 143H111V142ZM31 142H34V143H36L37 141H31ZM53 142V141H52ZM113 142H114V144L116 143V147H118V145H119V147L117 148V150L115 149L116 147H115V145L113 144ZM119 142V143H118ZM55 143V146L57 145ZM39 144H40V142H39ZM45 144V143H44ZM118 144V145H117ZM32 145H34V144H32ZM61 145H63V146H61ZM231 145H233V144H231ZM24 146H23V149H24ZM35 146V145H34ZM40 146H42V145H40ZM53 146V145H52ZM236 146V145H235ZM234 146V147H235ZM239 146V145H238ZM28 147V148H27ZM54 147V146H53ZM69 147H70V149H69ZM71 147H74L75 148V151H73V148H71ZM115 147V148H114ZM221 147V146H220ZM36 148V147H35ZM148 150H147V149ZM236 148V147H235ZM238 148V147H237ZM236 148V149H237ZM257 149V147H254L253 149ZM48 149V148H47ZM51 149V148H50ZM112 149H113V151H112ZM143 149V150H142ZM232 149H234L233 147H232ZM236 149L234 150V151H236ZM240 149H241V147L239 146V148L237 149L238 151H240ZM264 149V148H263ZM32 150V151H31ZM40 150V152H42ZM66 150H68V151H66ZM144 150H146V151H152V152H154V151H156V153H158L157 151H159V155H157L156 153L155 154H153V153H146V154H148V155H146V154H144L146 157H144V155L142 154L141 155V153H144ZM243 150V149H242ZM259 150V149H258ZM32 153H31V152ZM143 151V152H142ZM161 151H162V153H161ZM200 151H212V152H208V153H205V154H202V153H200ZM214 151V152H213ZM220 151H221V149H220ZM231 151H233V150H231ZM248 151V150H247ZM261 151V150H260ZM264 151V150H263ZM50 152H51V150H50ZM216 152V153H215ZM237 152V151H236ZM241 152V151H240ZM26 153V152H25ZM33 153H35L36 155H31V154H33ZM109 153H112L111 155H113L114 153V156H111ZM238 153V152H237ZM243 153V152H242ZM262 154V153H261ZM260 153H259V155H261ZM110 155V157H111V159L109 158L108 159V156ZM215 155V156H214ZM244 155V154H243ZM263 155H264V153H263ZM25 156V157H26ZM33 156H35L34 158H33ZM235 156V155H234ZM233 157V156H232ZM243 158V157H242ZM35 159H36V164H35ZM34 162V163H33ZM110 162L112 163L111 165H113V163H114V168H113V166H111V168H109L107 165L108 164H110ZM231 163V162H230ZM263 164V163H262ZM209 165V166H210ZM228 165V164H227ZM221 166V165H220ZM54 169V170H55ZM221 169V168H220ZM94 171V170H99L98 171V173L96 174V177H95V180L97 181V183H95V181H93V180H90V178L88 179V177H89V172H91V171ZM209 170V169H208ZM92 171V172H93ZM100 171H102V172H100ZM99 172H100V174L102 175V178H101V175L99 174ZM103 173V174H102ZM209 173V172H208ZM18 174H19V172H18ZM94 174V173H93ZM92 174V175H93ZM206 174V173H205ZM211 174V173H210ZM229 174V173H228ZM241 174V173H240ZM104 175V176H103ZM97 176H99V177H97ZM64 177V178H63ZM91 177V176H90ZM213 177V176H212ZM215 177V176H214ZM223 177V176H222ZM226 177V176H225ZM231 177V176H230ZM94 177H92V179H93ZM204 178V177H203ZM216 178V177H215ZM246 178V177H245ZM198 179V180H197ZM208 179H209V177H208ZM211 179V178H210ZM223 179V178H222ZM221 179V180H222ZM68 180H70V182L68 181ZM197 180V181H196ZM201 180V181H200ZM234 180V179H233ZM232 180V181H233ZM206 181V180H205ZM223 181V180H222ZM234 182V181H233ZM208 183V182H207ZM213 183H214V181H213ZM219 183V182H218ZM220 183H222V182H220ZM235 183V182H234ZM247 184L249 183V182H246ZM129 184V185H128ZM192 184V185H191ZM199 184V183H198ZM197 184V185H198ZM202 184H204L203 182H202ZM201 184V185H202ZM210 184V183H209ZM239 184V183H238ZM120 185H126L127 187L125 188V186H121L122 187V189L123 188H125L124 190H122L121 188H120V191H122V193L119 191L118 192V188L120 187ZM196 185V186H197ZM200 185V186H201ZM216 185V184H215ZM59 186V185H58ZM181 186V185H180ZM187 186V187H188ZM195 185L193 186V187H196ZM218 186V185H217ZM80 187V188H79ZM81 187L82 188H84V190H85V193H83L85 196H86V202L84 201H82L81 200V196L78 194V188L79 189H81ZM248 187H249V185H248ZM214 188H215V186H214ZM251 188V187H250ZM186 189L187 188H185V193H186V196H188V198H189V190H187L186 191ZM200 189V188H199ZM222 189V188H221ZM236 189H237V187H236ZM81 190H83V189H81ZM134 190V191H133ZM209 190V189H208ZM142 191H144V194H142ZM149 191V192H148ZM211 191V190H210ZM215 191V190H214ZM77 192V193H76ZM223 192V191H222ZM226 192V191H225ZM238 192V191H237ZM249 192V191H248ZM63 193H65L64 195H63ZM82 193V192H81ZM121 193V194H120ZM146 193V194H147ZM201 193V192H200ZM207 193V192H206ZM211 193V192H210ZM215 193V192H214ZM247 193V192H246ZM142 194V195H141ZM197 194H198V192H197ZM223 194V193H222ZM38 195H37V197H38ZM194 195H196L195 193H194ZM214 195V194H213ZM218 195H220V193H218ZM36 196V195H35ZM84 196V197H85ZM141 196V197H140ZM185 196V197H186ZM191 196H193V195H191ZM42 197H44V196H42ZM41 197V198H42ZM149 197H151V199L153 198L152 197V195H149ZM217 197V196H216ZM40 198V197H39ZM55 199L56 200V202H58L59 203V206H58V208L56 207V206H53V205H50V203H49V199ZM187 197L185 198V200L187 199V201L186 202H188V204H189V202L191 203L192 201H194V200H192L191 198H189L188 199ZM211 198V197H210ZM250 198V197H249ZM25 199H26V197H25ZM84 199V198H83ZM134 200V201H133ZM148 200V199H147ZM189 200V201H188ZM199 200V199H198ZM201 200V199H200ZM199 200V202H200V204H201V201ZM203 200V199H202ZM53 201V200H52ZM196 201V200H195ZM194 201V202H195ZM249 201V200H248ZM247 201V202H248ZM133 202V203H132ZM144 202V201H143ZM185 202V203H186ZM229 202V201H228ZM197 203V202H196ZM223 203H225V202H223ZM227 203V202H226ZM244 203V202H243ZM250 203H252L251 201H250ZM56 204V203H55ZM139 204V203H138ZM187 204V203H186ZM195 204V203H194ZM198 205H199V203H197ZM237 204V203H236ZM249 204V203H248ZM135 206H136V204H134ZM142 205V204H141ZM141 205H139L138 207H140ZM144 205H146V203H144ZM182 205H184L183 203H182ZM193 205V204H192ZM225 205V204H224ZM230 205V204H229ZM232 205V204H231ZM244 205H246V203L244 204ZM133 206V205H132ZM143 206V205H142ZM186 206V205H185ZM189 205H187L186 207H188ZM202 206V205H201ZM227 206V205H226ZM233 206H234V204H233ZM247 206V205H246ZM250 206V205H249ZM8 207V206H7ZM145 207V206H144ZM192 207H194L195 209L197 208V207H199V206H196L195 207V205L194 206H192ZM239 207V206H238ZM122 208H118L119 210H121ZM129 208H127V209H129ZM141 208V207H140ZM215 208V207H214ZM228 208V207H227ZM232 208V207H231ZM235 208H236V206H235ZM242 208V207H241ZM243 208H245V207H243ZM248 208V207H247ZM137 209V208H136ZM136 209H134V206L132 207V210H136ZM204 209V208H203ZM246 209V208H245ZM103 210V211H102ZM189 210V209H188ZM188 210H186V211H188ZM240 210V209H239ZM243 210V209H242ZM247 210V209H246ZM76 211H79L80 213L82 212V215H80V213L79 214H77V212ZM124 212H122L121 214H119V216H121L122 217V215L124 216V215H128V214H130L129 213V211L131 212V210L129 209V211H127V210H123ZM184 211V210H183ZM183 211H181L182 213H183ZM189 211H191V210H189ZM216 211V210H215ZM220 211V210H219ZM236 210H234V212H235ZM192 212V211H191ZM207 212V211H206ZM205 212V213H206ZM221 212V211H220ZM193 213V212H192ZM195 213H197L196 211H195ZM216 213V212H215ZM235 213H237V212H235ZM35 214V213H34ZM131 214H132V212H131ZM130 214V215H131ZM194 214V213H193ZM227 214V213H226ZM240 214H241V212H240ZM113 215V216H112ZM116 215L117 214H115V218H119V216H117L116 217ZM130 215H128V216H124L126 219L130 216ZM133 217H135L136 215L133 213ZM145 215V216H146ZM184 215V214H183ZM183 215L181 216V217H183ZM216 215H217V213H216ZM35 216V215H34ZM33 216V217H34ZM37 216V215H36ZM111 216H112V218H111ZM143 216H144V214H143ZM142 215H141V217H140V223H141V221H142V226H140V227H143L144 225H143V221H145L144 220V217H143ZM193 216V215H192ZM196 216V215H195ZM221 216H223V215H221ZM232 216H233V214H232ZM237 216V215H236ZM29 217V216H28ZM38 217V216H37ZM124 217H122L123 219H124ZM132 217V218H133ZM142 217H143V219H142ZM181 217H179V218H181ZM194 217V216H193ZM217 217V216H216ZM130 218V217H129ZM192 218V217H191ZM210 218V217H209ZM232 218V217H231ZM31 219V218H30ZM121 219V218H120ZM122 219V220H123ZM137 219H138V217H136V220L135 221H133L134 223L137 221ZM142 219V220H141ZM146 220H147V218H145ZM207 219V218H206ZM223 219V218H222ZM233 219V218H232ZM231 219V220H232ZM116 220H118V219H116ZM130 220H134V219H130ZM150 220V219H149ZM171 220V221H170ZM182 220V219H181ZM119 221V220H118ZM129 221V220H128ZM127 220H126V222H128ZM151 221V220H150ZM191 221V220H190ZM261 221V220H260ZM133 222H131V221H129V223H132L133 224ZM149 222V221H148ZM155 223V221H152V228H154V230H155V227H154V223ZM156 222V223H157ZM207 222V221H206ZM212 222V221H211ZM218 222V221H217ZM231 223L232 222H234V221H230ZM257 222V221H256ZM122 223H123V221H122ZM140 223H139V225H140ZM196 223V222H195ZM226 223V222H225ZM121 224V223H120ZM119 224V225H120ZM125 224H127V223H125V219H124V225H122V227H123V229H122V227L120 226L118 229H120V230H123L124 231V228L125 227H127V229H128V226L130 227V225H125ZM146 224L148 225V223L146 222ZM178 224V223H177ZM209 224V223H208ZM41 225V226H42ZM118 225V226H119ZM136 225H138V223H136ZM147 225L146 226H144V227H147ZM151 225V224H150ZM156 225V224H155ZM159 225H161V224H159ZM159 225L156 227V229L158 230V227H159ZM189 225V224H188ZM207 225V224H206ZM233 225V224H232ZM30 226V225H29ZM125 226V227H124ZM186 226V225H185ZM131 227H133L132 225H131ZM131 227H130V229H131ZM136 227V226H135ZM138 227V226H137ZM140 227H139V229H140ZM161 227V226H160ZM180 227V224H179V226H178V228ZM191 227V226H190ZM229 227H230V224H229ZM134 228V227H133ZM151 228V227H150ZM171 228V229H172ZM175 228H176V226H175ZM174 228V229H175ZM183 228H185L184 226H183ZM192 228V227H191ZM205 228V227H204ZM231 228V227H230ZM229 228V229H230ZM233 228V227H232ZM34 229V228H33ZM126 229V230H127ZM144 228H142V230H143ZM161 228H159V230H160ZM170 229V232L172 231ZM181 229V228H180ZM201 229V228H200ZM227 229V228H226ZM31 230V229H30ZM38 230V229H37ZM37 230H35L34 229V231L33 232H31L32 233V235L34 236V235H38L39 234V232L37 231ZM125 230V231H126ZM134 230H136V229H134ZM148 230V229H147ZM146 230V231H147ZM153 230V229H152ZM152 230H150L151 231V233H155V231H153L152 232ZM156 230V232H158ZM163 230H161V231H163ZM176 230H178L177 228H176ZM184 230V229H183ZM117 231V230H116ZM132 231V230H131ZM140 233H141V230H138ZM149 231V230H148ZM164 231V232H165ZM179 231V230H178ZM205 231V230H204ZM236 231H239V230H236ZM235 231V232H236ZM119 232L120 231H118L117 232V234H119ZM127 232V231H126ZM134 232V231H133ZM132 232V233H133ZM143 232V231H142ZM174 232V231H173ZM184 232V231H183ZM201 232V231H200ZM203 232V231H202ZM207 232V231H206ZM221 232V231H220ZM219 232V233H220ZM234 232V233H235ZM240 232V231H239ZM124 233V232H123ZM132 233H128L127 232V234H122V232H121V236L123 237V236H125L126 237V235L128 236V234L130 235H132ZM137 233V232H136ZM140 233H139V235H140ZM145 233V232H144ZM143 233V234H144ZM148 233V232H147ZM161 233H163V232H161ZM167 233V234H168ZM186 233H187V231H186ZM229 233L231 234V232L229 231ZM142 234V233H141ZM146 234V233H145ZM165 234V233H164ZM182 234V233H181ZM185 234V233H184ZM227 234V233H226ZM130 235V236H131ZM133 235H135V232H134V234ZM150 234L148 233V235L146 234V236L148 237ZM155 235H156V233H155ZM159 235V234H158ZM173 235V234H172ZM171 235V236H172ZM178 235V234H177ZM223 235V234H222ZM45 236V235H44ZM116 236V235H115ZM118 236V235H117ZM116 236V237H117ZM120 236V235H119ZM121 236H120V238H121ZM130 236L125 240V238H124V240H125V243H126V245L128 246V245H130V242H131V239H129L130 238ZM136 236V235H135ZM160 236V235H159ZM163 236V235H162ZM164 236H166V234L164 235ZM169 235H167L166 237H168ZM203 236V235H202ZM218 236V235H217ZM228 236V235H227ZM234 236V235H233ZM236 236V235H235ZM240 236V235H239ZM239 236H237L238 238H239ZM37 237V236H36ZM51 237H53V235L51 236ZM50 237V238H51ZM132 237V236H131ZM141 238H143V237H145V235L142 237V236H140ZM154 238H156L155 236H153ZM179 237V236H178ZM230 237V236H229ZM118 238V237H117ZM137 238H138V236H137ZM164 238V237H163ZM170 238H172V237H170ZM218 238V237H217ZM226 238V237H225ZM45 240H46V238H44ZM121 239H123V238H121ZM139 239V238H138ZM138 239H133V241L134 240H138ZM148 240H150V238H147ZM153 239V238H152ZM158 238H156V240H157ZM165 239V238H164ZM146 240V239H145ZM159 241V243L160 242H162V240L163 239H158ZM166 240V239H165ZM165 240H163V243H164V241ZM171 240H173V239H171ZM186 240V239H185ZM197 240V239H196ZM127 241V242H126ZM139 241H141V240H139ZM138 241V242H139ZM143 241V240H142ZM147 241V240H146ZM152 241V240H151ZM153 241H155V240H153ZM167 241H169V240H167ZM177 241V240H176ZM192 241V240H191ZM200 241V240H199ZM43 242V241H42ZM122 242H124L123 240H122ZM135 242V241H134ZM145 242V241H144ZM179 242V241H178ZM194 242V241H193ZM192 242V243H193ZM229 242V241H228ZM235 242V241H234ZM36 243H38V242H36ZM40 243V242H39ZM137 243V242H136ZM165 243H166V241H165ZM170 243V242H169ZM225 243V242H224ZM227 243V242H226ZM233 243V242H232ZM123 244V243H122ZM135 244V243H134ZM139 244H141V242L139 243ZM149 244V243H148ZM230 244V243H229ZM16 245H18V244H16ZM47 245V244H46ZM121 245V246H120ZM131 245H133V243L131 244ZM130 245V246H131ZM137 245H138V243H137ZM144 245V244H143ZM160 245V244H159ZM164 245V244H163ZM226 245V244H225ZM228 245V244H227ZM237 245V244H236ZM213 246H214V244H213ZM235 246V245H234ZM40 247V246H39ZM133 247V246H132ZM134 247H136V245L134 246ZM133 247V248H134ZM144 247H145V245H144ZM233 247V246H232ZM129 247H127V249H128ZM190 248V247H189ZM234 248V247H233ZM16 249V248H15ZM123 249H125V247L124 248H122L121 250H123ZM193 249V248H192ZM232 249V248H231ZM16 250H18V249H16ZM129 250V249H128ZM131 250H133V249H131ZM130 250V251H131ZM234 250V249H233ZM41 251V250H40ZM48 251V250H47ZM126 251V250H125ZM120 252H122V251H120ZM128 252V251H127ZM133 253H134V250L132 251ZM129 253H131V252H128L127 253V257L126 258H128V254ZM225 253H227V252H225ZM212 254V253H211ZM222 254V253H221ZM232 254V253H231ZM124 255H126V254H124ZM123 253H122V255H121V260L123 261V263L125 264V261L123 260ZM129 256H131V255H129ZM222 258V257H221ZM129 259V258H128ZM227 259V258H226ZM116 260H118V261H116ZM131 260V259H130ZM225 260V259H224ZM250 260H251V258H250ZM121 261V262H122ZM187 261V260H186ZM134 263V262H133ZM132 263V264H133ZM218 263V262H217ZM50 264V263H49ZM184 264V263H183ZM221 264V263H220ZM230 264V263H229ZM249 264V263H248Z\"/></svg>", "mask_w": 264, "mask_h": 264}]
</instances>
